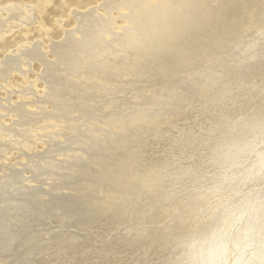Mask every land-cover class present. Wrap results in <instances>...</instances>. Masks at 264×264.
<instances>
[{"label": "rangeland", "instance_id": "obj_1", "mask_svg": "<svg viewBox=\"0 0 264 264\" xmlns=\"http://www.w3.org/2000/svg\"><path fill=\"white\" fill-rule=\"evenodd\" d=\"M121 1L122 0H120V1L119 0H104V1L103 0H50V2L48 3L49 5L47 4L43 8V10H44L43 13H39L36 6H38L40 4V0H38V1L37 0H0V22H1V24H0V63H1L0 68L2 67V62H4L7 57H14V55L17 56L18 55V54H16V53H18L17 51H19V52L24 51L26 49V46H27V48L30 47V49L32 48V46H36L37 50H38L37 52H38L39 56L41 57V60L44 61L43 65H47V70L45 71L46 68L43 67V65L40 63V61L32 60L33 62L32 61L29 62V61H26L24 57H22L21 62L24 64L26 63V64L21 65L20 63H18L19 62L18 61L17 65L19 67L21 65V68L23 70L27 71L24 74V75H26V81H29V82L36 81V84H37L36 85L37 88L35 89L36 91L35 92L27 91L29 93V95L27 94L26 96H20L17 98L18 95H16V94L18 92H20L21 87L26 86L28 82L25 83L26 81L24 80V75L19 74L20 72L18 71V69L16 71L13 70L12 72H10L12 74H10V73H9V75L7 74L8 78L7 77L6 78L5 77L0 78V85H1L0 86V101H2L3 106H6V107H8V106L9 107H13V106L16 107L18 104H19V106L20 105L23 106L22 103L23 104L25 103L26 106H23V107L26 110L28 109L27 111H29V112L30 111H33V112L36 111L37 112V110H38V112L40 111L42 113L43 112L48 113L50 111L49 113H51V114L53 112L55 113V115H56V113L58 114L54 118L55 120L51 119V121L53 120L54 124L51 121H49V124H50V122L52 124H51V126L48 124L49 127L47 126L48 127L47 132H49L50 135L48 136L47 139H42L43 141L47 140L48 142L50 140V142L48 144H50L51 147H49L48 144L46 145L44 142L41 141V142H36L34 144L30 143L29 145L32 144L31 145V151L30 150L26 151L27 153H25V154H27V155H25L24 152L18 151L16 149H14V150L8 149V150H6V152L7 151H9V152L3 154L4 157H3V155H1L2 161L0 159V178H1L0 179V193L3 196L5 195V197L10 196L8 193H3L4 190H2V188L5 186L3 183H2V185H3L2 186L1 182L4 181V179H6V177L8 176L9 173H11L12 171H16L15 170L16 168H17V170L23 169L22 175L23 174L24 175L23 176L21 175V176L24 179L26 177L25 181H27V180L28 181L27 182L22 181L21 183H23V185L21 183H20L21 185H18L21 187L20 190L23 191L22 193H26V192H29L30 191L29 189L33 187L32 191L35 190L34 192H36V195H37L36 198H38L37 201H35V203H33V204H35V206L38 205V206H36L37 209L41 208V203H40L41 198L40 197H42L44 199V202L46 200V203H45L46 207L45 208L47 209L49 216L46 214L47 212L45 211L46 213L44 212V216L46 218L44 217L45 221L42 220V222H41L42 224H39L40 223L39 221H41V220H39L36 223L34 221V218L26 217V219H25V218L21 217V223L20 224L16 223V226H15L16 228L15 227L11 228L12 226L9 225V227H7V228L0 229V251H1L0 252V264H7V263L8 264H26L25 262H27V264H50V263L51 264H83V263L84 264H117V263L118 264H123V263L124 264H147L148 262H149L148 264H161V262H181V263L186 262V261L189 262V259H188L190 257L189 253H192L193 248L197 249L198 246L201 247L203 244L201 245L199 243L202 240H204V241H202L201 243H205V240L207 242L209 237L217 229H219V227L224 225V222L227 220L226 219L227 214L229 216L235 210L238 215H240V214L242 215L245 213L246 210H248L246 207L244 208L245 210L244 209L243 210L242 209H235V207H236L235 202H232V201H236L237 199H239L238 197L241 195V198H243L244 201L250 200V201H248V205H247V207L249 208L251 205H253L252 203H250L252 200L255 201L257 199L256 201H258V199L260 200L263 196L262 195L261 198H260V196L257 198H252V197L250 198V196H252V194L250 195V193L256 192L255 193V195H256L258 193L262 194L264 192V186H263L264 182H262L263 183L262 186H259L260 184H258V182L257 183L253 182V180H251L249 178V175L252 174L253 172H255L254 174L259 173V175L257 174V176L259 178L261 177L260 180L262 178H264V173H262L264 171V162H263L262 166L260 164L261 168L259 165H258L259 168H258V166H255L257 164L255 160H256L257 156L259 158V155H260L259 153L261 152L262 153L261 155L264 154V151L263 152L261 151V150H264V127H263L264 126L263 125V123H264V118H263L264 117L263 116L264 115V108H262L264 105L260 104L262 102L264 103V98H262V97H264V85H263V87H261L262 86L261 83L264 84V81H263L264 80L263 79V77H264V63H262V62H264V52H263L264 51V33H263L264 32V19H263L264 18V0H262V3H263L262 5L255 4L257 6V8H256L257 12L259 10V12H258L259 14L253 18V20L254 21L256 20V22H254V24H253L252 23L253 20L252 21H250L249 19L247 20V18L244 17V15L240 14L239 16L241 18L243 17V20L242 19L241 20L244 23L242 28L240 30H235V32L232 31L230 33L227 32V33L221 34L222 35L221 38H223V40L221 38L220 39L223 42L221 40L220 41L217 40L219 38V36H217V37L214 36L215 38L213 36H211V37H213V39L210 37V35L214 34L213 31H216V30H214V28L208 27L206 29V31H205V29H203V31L206 33V35L205 36L203 35V36L205 38L208 37L207 39H209L206 41H209V42L211 41V43H212V44L209 43V46H206L204 48V52L206 51V55H203L204 52L203 51L201 52L200 49L196 46V44L194 42V40L197 39L196 32L199 31L198 27H200V29L203 28L200 25V23H201V22H199L200 19H198V17L205 15L203 9H201L202 7L199 8L198 5L196 7L195 6H187L188 3L190 4L189 0H188L187 4L185 3V5L183 3L186 0H183V3L178 2L179 4H183L182 7H181V5L178 4L181 8L178 5H177V7H171L172 5L170 6V4L173 0H171V1L170 0H164V1L160 0V2L158 0H144V1L140 0V1H142L140 3L142 4L141 9H143V10H141V9L139 10L138 9L139 6L136 5L139 0L138 1L134 0V2H133V0H131V1L130 0H123L122 2ZM6 3H8V4H6ZM121 3L125 4L126 6L124 7V5H123V8H122ZM134 3H135V5H134ZM148 3H151L152 5L151 4L147 5ZM158 3H160V4H158ZM219 3L222 4L223 2H219ZM107 5H109V7ZM120 5H121V7H120ZM143 5H145V6H143ZM194 5H196V4L194 3ZM258 5H260V6L258 7ZM12 6H14V7H12ZM152 6H153V8H152ZM234 6L235 5L231 4L232 8ZM256 6H254V8ZM132 7H133V9H132ZM169 7H170V9H169ZM10 8H11V11H10ZM109 8H110V10H109ZM144 8H145V10H144ZM151 9L152 10L154 9V10L152 11ZM178 9H179V11H178ZM199 9H201V11H203V13H201V11H199ZM131 10H133V11H131ZM189 10H191V11H189ZM192 10H194L193 11L194 14L192 13ZM23 11H24V13H23ZM88 11L89 12L91 11V12L89 13ZM138 11H140V12H138ZM230 11L231 10H229L226 14L229 15L228 13H230ZM26 12L30 15L28 16V14ZM117 12H118V14H116ZM120 12H121V14H120ZM142 12H145V13L142 14ZM150 12H152V13H150ZM154 12H155V15H154ZM178 12H180L181 14ZM190 12H191V14H190ZM20 13H21V15H20ZM125 13L127 15H125ZM133 13H134V15H133ZM22 14H24V15H22ZM76 14L77 15L79 14V15L77 16ZM89 14H91V15H89ZM141 14L144 16V18L139 20L140 17H142ZM146 14H148V16H149L148 19H151V18L152 19L151 20L145 19V18H147ZM185 14H187V15L185 16ZM206 14H208V13H206ZM212 14H213V12L211 11V13L209 12V14L206 16H211V17L213 16L214 17V14L213 15ZM238 14H239V12H238ZM92 15H94L93 17L95 19L91 18ZM123 15L126 16V19L122 17ZM131 15L133 16V20H132ZM139 15H140V17H139ZM188 15L189 16L193 15L192 18L193 17L194 18L191 20V17H189ZM86 16H87V18H86ZM107 16H108V18H106ZM111 16L113 17V19ZM129 16H130V18H129L130 20L127 18ZM134 16L136 18L137 17H139V18L136 19V18H134ZM168 16H170V17H168ZM171 16H173V17H171ZM16 17L17 18L19 17V18L16 19ZM12 18L14 19V22H12L13 21ZM26 18L28 19V21H26L27 20ZM84 18H85V20H83ZM29 19H30V21H29ZM59 19H60V21H59ZM104 19H105V21H104ZM180 19L183 20L184 22L181 21ZM6 20L8 22H5ZM19 20H20V22H19ZM88 20L90 21L91 24H89ZM99 20H100V22H99ZM189 20H191V21H189ZM244 20H245V22H244ZM21 21H22V23H21ZM92 21L93 22L95 21V23H92ZM127 21H128V23L130 22V24H131V26H129L130 29L132 27V24L135 23L134 26L136 28L132 27L131 30L134 32V34L139 35V36L137 35V38L142 39V42L139 39L137 41L133 40L136 42V44L134 45L133 41L130 40V38L133 37L132 35H134L133 32L130 31L131 32L130 33L128 31L127 32L123 31V28L130 25L127 23ZM173 22L176 23V25ZM177 22H178V24H177ZM182 22L184 23V25L181 24ZM194 22H195V24H194ZM196 22H199V23H196ZM110 23L112 26L110 25ZM137 23H139V24L137 25ZM140 23H143V24L140 25ZM148 23H149V25H148ZM100 24H101V26H99ZM146 24L148 27L145 26ZM84 25H85V27H84ZM95 25L98 27H96ZM103 25H107L108 27L103 28ZM143 25L145 26L144 29H143ZM153 25H155V26L157 25V26L155 27ZM254 25L255 26L257 25L259 28L256 26V28H255L256 30H255L254 28H252V26L255 27ZM89 26H90V28H89ZM109 26H111V27H109ZM137 26H138V28H137ZM149 26H151V27L149 28ZM140 27H142V28H140ZM249 27H251V28H249ZM133 28H135V30H133ZM147 28H149V30H147ZM177 28H179L178 29L179 32H178ZM192 28H194L195 34L193 33ZM245 28H247V29L245 30ZM100 29H101L100 36H101V34H103L102 36H104V38L102 36L101 37L99 36ZM156 29H158V30H156ZM188 29L192 30V31H190V32H192L191 34H190ZM249 29H250V31H249ZM74 30H76V31H74ZM95 30H97V31H95ZM102 30H105V31H102ZM137 30H138V32H137ZM73 31L75 33H73ZM77 31L79 33H77ZM86 31H87V33H86ZM148 31L150 33H148ZM176 31H177V33H176ZM237 31H239V32H237ZM102 32H104V33H102ZM121 32H124L123 35L126 36L128 40L127 39H126V41L121 40V39H123V38H121L122 37L121 36L120 38L115 39L116 41L115 40L111 41L112 42L111 44L109 41H103V40H105V36H106V38L108 37L107 39H109L110 35L112 36V34H114V33L115 34H117V33L121 34ZM143 32H145V33H143ZM233 32L235 33V35ZM241 32L245 35L248 34L249 36L244 35V37H241V35H242ZM250 32H252V34ZM76 33L80 34L79 35L80 37ZM198 33H200V32H198ZM238 33H239L240 37L239 36L237 37ZM71 34H72V37H71ZM93 34L96 35V37ZM145 34H146V37H145ZM87 35H89L90 38L87 37ZM128 35L129 36L131 35V36L128 37ZM136 35H134V37ZM77 36H78V38H77ZM91 36L93 39H91ZM184 36H186V37L191 36L192 38L189 37V39H188ZM250 36H252L253 38ZM67 37H68V39H67ZM94 37L96 38L95 40H98L99 42H101V40H102V44L99 43L98 41L95 42ZM98 37H100V38L98 39ZM151 37H152V39L153 38L155 39L154 42H151V39H150ZM193 37H195V38H193ZM232 37L235 39L232 40L233 39ZM86 38L90 39V41L87 40ZM160 38L161 39L163 38V39L161 40ZM184 38L187 39L186 42L183 41ZM236 38H238L239 40L237 39L238 40L237 41ZM70 39H72V40H70ZM180 39H183V40L180 41ZM251 39H253V40H251ZM91 40H93V41H91ZM164 40H166V42L162 43ZM159 41L161 42L162 46L160 45V43H159V46H157L158 45L157 43ZM228 41H230V42H228ZM86 42H87V44H86ZM106 42H108L109 44H107ZM113 42H114V44H113ZM124 42H125L124 45L126 47L123 45ZM137 42H139L140 45H139V43L137 44ZM147 42H149L151 45ZM63 43L64 44L66 43V44L64 45ZM80 43L82 44V46ZM91 43H93V44H91ZM191 43L194 46H192ZM221 43H222V45L220 46L219 44H221ZM223 43H224V45H223ZM232 43L233 44L235 43L237 46L235 44L233 45ZM23 44H25V45H23ZM98 44H100V45H98ZM120 44H121V47H120ZM229 44L231 45V47H229ZM28 45H29V47H28ZM52 45H54V47H56V48L60 47L59 49L57 48L58 50H56L57 53L60 51L58 53V55L52 54V52H51V47H53ZM72 45H76L78 48L76 47L74 50L70 49ZM86 45L89 47V49ZM136 45H137V47H136ZM79 46H81V47H79ZM123 46L126 49H124ZM134 46L136 48H134ZM95 47H98L99 50H97L98 48H95ZM104 47H105V49H104ZM113 47H114L115 52L114 51L112 52ZM118 47H120V49ZM131 47H133V48H131ZM153 47H156V49ZM207 47H208V49H207ZM62 48H64V51ZM91 48H92V52L94 51L93 53L90 52ZM162 48H165V51L164 50L161 51ZM212 48H214V49H212ZM102 50H103V52H102ZM118 50H119V53L117 52ZM157 50H159V51H157ZM208 50H210V51H208ZM234 50H235V52H234ZM124 51H125V53H124ZM131 51H134V52H131ZM137 51H138V53H137ZM199 51L201 52L202 55H200ZM255 51H256V53H255ZM69 52H70V54H69ZM100 52L103 54H101ZM111 52L114 55V57L111 54ZM210 52H212V53H210ZM12 53H15V54H12ZM105 53H106V55L104 56ZM220 53L222 54V57H220L221 56ZM246 53H247V55H246ZM254 53L259 54V55H255ZM95 54H96V56H94ZM209 54H210V56H209ZM126 55L128 57H126ZM131 55H132V58H131ZM136 55H137V57H136ZM211 55L212 56L214 55V57H212ZM82 56H83V58H82ZM103 56H104V59H103ZM138 56H139V58H138ZM85 57H87V58H85ZM97 57H99V58H97ZM115 57H117V59H114ZM206 57H208V58H206ZM216 57H218V58H216ZM76 58H77V61H76ZM105 58H107V59H105ZM122 58L123 59L125 58V60H126V61L125 60L123 61V64L125 62L126 67L125 66L122 67V65H123V64H121ZM126 58L127 59L129 58V59L127 60ZM190 58H192V61H194V62H190L191 61V60H189ZM232 58L234 59V61L237 60L238 64L240 63L239 64L240 67L238 66V64L236 62L233 63ZM80 59H83L82 61L84 63ZM195 59H198V60H195ZM256 59H257V61H256ZM114 60H115V62H114ZM229 60H230V62H229ZM251 60H253V61L255 60V61L253 62ZM260 60H261L260 64L261 65L263 64L262 66L258 63ZM135 61H136V63H135ZM152 61L153 62L155 61V62L153 63ZM159 61H161L162 64H161V62L159 64ZM245 61L250 62V65H252V66L249 67L248 66L249 63H245ZM188 62H189V64L186 65V63H188ZM231 62H232V64L230 65ZM165 63H166V65H165ZM195 63H196V65H195ZM83 64H85L87 66H85ZM151 64H152V66H151ZM218 64H220L221 66L218 67ZM257 64H259V65H257ZM62 65H63V67H62ZM135 65H136V69H134ZM189 65H190V67H189ZM191 65L192 66L195 65V66L192 67ZM236 65L238 67H236ZM64 66H66V67H64ZM89 66L91 68H94V69H91ZM109 66H111V67H109ZM154 66L155 67L161 66V67L159 69L158 67L154 68ZM181 66L182 67L185 66V67L182 68ZM243 66H244V68H243ZM254 66L255 67L258 66L257 69ZM149 67H151V68H149ZM196 67H197V69H196ZM200 67H203V68L199 69ZM71 68H73V69L71 70ZM109 68H110V70H109ZM137 68H139L138 71H136ZM214 68H216V69H214ZM220 68L222 71L220 70ZM232 68L235 70H233ZM250 68L252 71L250 70ZM83 69H84V71H83ZM105 69H107V70L105 71ZM150 69H152V70H150ZM174 69H176V71ZM239 69H241L242 71ZM73 70L75 73L73 72ZM91 70L94 71V73ZM100 70L102 73L100 72ZM133 70L136 71L137 73H135ZM210 70H212V71L215 70V72L218 71L219 73L218 72L217 73L219 76L217 77L215 72L212 75V72H210ZM124 71L125 72L128 71V72L125 74ZM141 71H143V72L141 73ZM166 71H167V73H166ZM181 71H184V72H181ZM186 71L189 74H187ZM199 71H200V73H199ZM41 72L44 74V76ZM66 72L68 73V75L66 74ZM130 72H132V73H130ZM150 72H152V73H150ZM156 72H158V74ZM255 72H257L258 75L255 74ZM53 73H54V75H53ZM69 73H71V74L69 75ZM79 73H81L80 76H79ZM104 73H106V74H104ZM123 73L125 74V78L123 77V75H124ZM134 73H135V75H134ZM149 73L153 74V75H150ZM65 74H66V76H65ZM202 74H204L203 77L201 76ZM20 75H21V77H20ZM41 75H42V77H41ZM58 75H60V76H58ZM111 75H113V76L111 77ZM121 75H122V77H121ZM207 75H209L210 77L209 76L207 77ZM253 75L255 77H253ZM132 76H134V77H132ZM176 76H177V78H176ZM194 76H195V78H194ZM211 76H213V77H211ZM48 77L51 79H49ZM61 77H62V79H61ZM89 77H91L92 79L91 78L89 79ZM144 77H145V80H143ZM250 77L253 79V81L255 80L254 81L255 83L251 82L252 79ZM64 78H67L68 80L64 79ZM129 78L130 79L133 78V79L130 80ZM212 78H214L215 81ZM218 78H221V80ZM230 78H231V80H230ZM5 79H7V80L4 81ZM32 79H34V80H32ZM55 79L57 81H55ZM83 79H84V82H82ZM141 79H142V82H141ZM237 79H239V80H237ZM71 80H73V81H71ZM105 80L107 83L105 82ZM133 80H134V83H133ZM219 80H220V82H219ZM47 81H50V82L48 83ZM89 81H91V82H89ZM110 81H112L111 84H110ZM231 81L232 82L234 81V82L232 83ZM210 82L212 84H210ZM68 83H69V85H68ZM85 83H89V84H85ZM99 83H100V85H99ZM213 83H215L216 85L214 86ZM246 83L248 86H246ZM252 83L255 86L252 85ZM45 84L48 87H45ZM58 84H60V85H58ZM124 84L127 86H125ZM128 84H130L131 87ZM232 84H233V87L231 86ZM242 84L245 86H243ZM52 85L54 86V88L51 87ZM102 85H104V86L102 87ZM106 85H107V87H105ZM211 85H213V86H211ZM249 85H251L250 88H249ZM114 86H115V88H113ZM205 86L207 88H205ZM238 86H240V87H238ZM242 86H243V88H242ZM259 86H260L261 90L258 89ZM61 87H62V89H59ZM211 87H213V88H211ZM225 87H226V90H225ZM236 87H238V91L241 89L240 90L241 92L239 91L240 94L236 90L237 89ZM244 87H245V89H244ZM251 87H253V88H251ZM47 88H48V90H47ZM63 88L66 90L64 91ZM77 88L78 89L81 88V89L78 90ZM101 88H103V89H101ZM105 88H107V89H105ZM199 88L202 89L201 92H200ZM230 88H232L233 92H230V90H231ZM246 88H248V89H246ZM257 89L260 90L261 92L258 91ZM11 90L15 91V92H13L11 95L7 94V92H11ZM45 90H47L48 92ZM49 90L51 93L50 95L48 94ZM56 90H57V93H56ZM60 90L62 92L63 91L64 92L61 93ZM70 90H72L73 93ZM87 90H89V91H87ZM224 90H225V92H224ZM244 90L247 93L244 92ZM249 90H252V91L250 92ZM51 91L54 92V94ZM97 91H98V93H97ZM119 91H121V92H119ZM234 91L238 95H235ZM43 92L46 93V96H44V98H46V101L43 104L41 103L42 105H39V107H40L39 109L35 105L28 104V103L35 101L37 99L35 97H39V96L43 97V95H44ZM209 92L212 94H209ZM229 92H230V95H229ZM258 92H260V93H258ZM262 92H263V94H262ZM35 93H37V94H35ZM67 94H68V96H67ZM74 94L76 96H74ZM247 94H249V95H247ZM32 95H33V97H32ZM51 95H53V96H51ZM62 95L64 96V98H62L63 97ZM71 95H73V96H71ZM205 95H207V96H205ZM89 96H90V98H89ZM231 96L236 97V98H233ZM229 97H230V100H229ZM259 97H260V100L262 98V101L258 100ZM47 98H49V99H47ZM226 98L228 100H226ZM232 98H233V100H232ZM252 98H253V100L255 98H257V100L259 102V103H257L258 105L256 104L257 106L254 105L256 108L253 106V109L249 107L252 105V103L250 105V101H249V100H252ZM9 99H10V102H9ZM5 100H7L8 102L7 103L3 102ZM58 100H59V102H57ZM222 100L223 101L225 100V101L223 102ZM238 100L239 101L242 100V101L239 102ZM221 101H222V103H221ZM226 101L227 102L232 101V103L231 102L227 103ZM53 102H54V104H53ZM71 102H73L74 104ZM109 102H111V103H109ZM238 102H239V104H238ZM242 102H244V103H242ZM124 103H126V104H124ZM44 104H45V106H44ZM204 104L206 105V109L204 108L205 107ZM76 105L77 106L79 105V106L77 107ZM196 105H197V107H196ZM207 105L209 106V108L207 107ZM220 105H222V106L224 105L225 108L220 106ZM244 105H246V109L249 107V110H248L249 113H248V111H246V109L244 111V107H245ZM86 106H88V107L86 108ZM217 106L219 107L218 109H220V110H216ZM258 106H259V108L257 109ZM203 108L205 111L203 110ZM24 109H23V111H26ZM34 109H36V110H34ZM42 109H43V111H42ZM159 109L161 110V112ZM209 109H210L211 113L209 112ZM233 109H234V111L232 112L231 110H233ZM250 109H252V110H250ZM260 109H263V110H260ZM77 110H78V112H77ZM107 110H108V112H107ZM111 110L112 111L114 110V112H112ZM212 110H213V113H212ZM221 110H222V112H221ZM252 111H254V113ZM262 111H263V113H262ZM238 112H240L239 116H238ZM257 112L261 118L259 117L258 114H256ZM5 113L6 112H2L1 114L5 115ZM202 113H204V114H202ZM231 113H232V115H231ZM98 114H100V115H98ZM200 114H202V115H200ZM234 114H235V116H234ZM174 115H176V116H174ZM211 115H213L214 118ZM219 115H221V117ZM226 115L229 117L230 116H232V117L229 118ZM52 116H53V114H52ZM116 116H117V118H116ZM202 116L205 117V120L208 118L206 120V123H205L204 117H202ZM210 116L212 117V119H209ZM82 117L84 118L83 120H82ZM237 117H238V119L239 118L240 119L239 120L236 119V121H235V118H237ZM232 118H234V120H232ZM256 118L258 119L259 122H257ZM254 119H256V120H254ZM260 119H261V121H260ZM231 120L233 122L232 124L229 122ZM249 120H251V121H249ZM14 121H17L16 116H14V117L13 116H10V117L5 116L3 119L4 124L7 126L12 125ZM84 121H85V123H83ZM227 121H228V123H227ZM255 121L260 124V125H258L257 129L255 128V127H257ZM238 122H240V123H238ZM250 122L251 123L253 122V125ZM229 123L231 124V127H230ZM254 123H255V126H254ZM227 124H228V129H226ZM222 125H224V126H222ZM236 125H238V126H236ZM259 126L261 129L263 128V130H260V132H262L261 134L259 132V129H260ZM53 127H54V129H53ZM201 127H202V130H201ZM218 127H219V129H218ZM221 127H223V128H221ZM205 128L207 130H205ZM243 128L247 131H245ZM251 128H252V130H251ZM178 129H179V131H177ZM240 129L245 131V132L239 131ZM248 129L251 131H249ZM254 129L258 130L257 132L259 133V135L256 136V134H255L256 130H254ZM208 130H210V131L208 132ZM219 130H221V131H219ZM235 130H237L236 133L238 132V137L236 136L237 134L235 133ZM189 131H190V133H189ZM205 132H206V134H205ZM213 132H215V133H213ZM219 132H221V134H219ZM239 132L240 133L242 132L241 135H239L240 134ZM209 133H210L211 137H209V135H208ZM230 133H231V135H230ZM245 133L247 135H245ZM196 134H198V135H196ZM249 134H251V135H249ZM219 135H221V136H219ZM252 135L254 136L255 139L260 138L263 142H260L261 141L260 139H258V140L256 139L257 140V142H256V140H254ZM212 136H214V137H212ZM229 136L233 137V138L230 139ZM235 136H236V138H235ZM244 136H245V138H244ZM173 137H175V138L173 139ZM207 137H209L208 139H210V141L208 139H206ZM225 137H226V139L224 140ZM250 137L253 139H251ZM51 138H52V140H51ZM217 138L219 141L216 140ZM219 138L223 139V140H221L222 142H220ZM243 138H244V142L239 143V140L242 139L240 141H243ZM158 139H160V140H158ZM176 139H177V141H176ZM202 139L203 140L206 139V141H208V142L205 141L206 143H208L207 144L208 147L205 146L206 143L204 141H202V142H204L202 144V142H201ZM6 140L7 139H5V141ZM168 140L171 142L169 143ZM173 140L175 142H173ZM178 140H180V141H178ZM211 140H213V142ZM228 140H230L231 142H228ZM233 140H234V142H233ZM252 140H254V141L251 142ZM216 141H218V142H216ZM223 141H225V142H223ZM226 141H227V143H226ZM236 141H237V144H236ZM31 142H32V140H31ZM172 142H173V145H172ZM193 142H195V143H193ZM5 143H7V142H5ZM180 143H182V144H180ZM216 143H218V144H216ZM228 143L230 144L231 149L228 148L229 147L227 145ZM244 143H246L247 146ZM252 143H253V145H252ZM257 143H259V144H257ZM191 144H192V149H191ZM213 144L216 147H214ZM33 145H34V147H33ZM211 145H213V146H211ZM224 145L227 147H225ZM250 145H252L254 147H250ZM169 146H170V148H169ZM196 146H197V148H196ZM242 146L244 148L243 150L241 148ZM244 146L248 149H246ZM82 147H83V149H82ZM198 147H199L200 151L197 150ZM211 147H214V148H211ZM221 147H223L222 150L224 148H226V149H224V151H222ZM236 147H238V148H236ZM249 147L251 149L253 148V150H251ZM187 148H188V150H187ZM207 148H211L212 150L207 149ZM215 148H216V150L218 148V150H217L218 152L217 151L215 152V150H214ZM260 148H262V149H260ZM249 149H250V151H247ZM49 150H51V151L56 150L57 154L59 156L60 155L61 156L60 157L57 155L55 156V154H56L55 152L52 153L53 154L52 156L50 155L51 153H48V155H50V157H53V159L49 158V159H51L50 160L51 164L45 165V167L49 166L47 168L50 169L54 165L53 168H55V170L53 172L59 173V174L61 173L62 176H65L64 177L65 179L61 178V177L56 178L58 176H54V175H52L51 177L49 175H46V174L44 175L45 171H48L49 169L45 170L44 165L42 166V164L40 162H39L40 163L39 164L37 161H39V156L41 154L47 155L46 152ZM177 150H179V151H177ZM235 150H237L238 152H236ZM188 151H189V153L187 154ZM203 151H205V152H203ZM240 151H242L241 154L239 153ZM252 151H254V152H252ZM182 152H183V154H182ZM197 152H198V154H197ZM255 152H257V153H255ZM38 153L39 154L41 153V154L39 155ZM71 153H73V154H71ZM78 153H79V155H78ZM234 153L236 155L239 153V155L236 156ZM253 153H255V154H253ZM83 154H84V156H83ZM207 154H209V155H207ZM243 154H244V157H243ZM28 155L30 156V158L34 162L35 178H32L33 175L31 173L33 171H31V172H30V170L26 171L27 169L19 168V166H18L20 164V162L21 163H26L25 161L28 162V160H29L27 158ZM66 155L68 157H66ZM219 155H221L220 158L218 157ZM245 155H246V158H245ZM251 155L253 156L252 159L254 157H256V158H254L253 160L251 159V161H250ZM249 156H250V158H249ZM136 157H138V159H136V161H135ZM75 158H76V160H75ZM152 158L155 160H153ZM163 158H165V159H163ZM218 158L221 160H219ZM244 158H245V160H244ZM65 159H66V161H65ZM217 159H218V162H217ZM240 159H242V160H240ZM211 161H212V163H211ZM248 161L250 163H248ZM42 162H44V161H42ZM145 162H146V164L148 163V165H146ZM153 163H155L156 165ZM199 163H200V165H199ZM57 164H58V167L61 165V167H59V169L57 167ZM205 164H207V165H205ZM241 164L243 166H240ZM137 166H138V168H137ZM231 166H233V167H231ZM239 166L242 168H239ZM246 166H247V168H246ZM248 166H249V168H248ZM37 167H38V169H37ZM42 167H44L43 168L44 171H43ZM236 167H238L237 170H236ZM253 167H257L258 169H256V168L252 169L253 172L251 171V173L249 174L248 170L249 169L251 170V168H253ZM61 168H62V170H61ZM129 169H131L132 172ZM134 169L136 170V172ZM239 169L243 173L245 172L244 174H242V172H240L241 177H238V175H240ZM38 170H40V172ZM152 170L153 171L155 170L157 172L156 177L154 176V178L156 180L153 179V177H152L153 181H151V179L149 180V178L141 177L142 178L141 179L139 177L140 173L142 174V176L143 175L146 176L149 173L153 172ZM201 170H203V171H201ZM234 172H235V175L233 176ZM70 173H72V174H70ZM73 173H75V174H73ZM210 173H211V175H210ZM40 174H42L43 176L40 177ZM66 174H67V176H66ZM244 175H246L247 178ZM242 176H243V178H245V180L242 178ZM55 178H56V180H54ZM218 178L220 180H218ZM233 179L234 180L236 179L235 181H237V182L235 183ZM242 179L246 182V186L244 188L242 187L243 189L241 188L242 191L239 193L240 184L244 182V181L241 182ZM68 180H69V182H68ZM263 180L264 179H262L261 181H263ZM64 181H66L67 183L63 184ZM24 182H25V185L27 184L26 186L24 185ZM38 183H39V185H38ZM233 184H234V186H235V184L236 185L238 184L237 186H235V188L238 187V188H236L237 190L234 188ZM225 185H228L227 186L228 188ZM249 185H253V188L256 189L257 191L258 190L259 191L257 192L256 190L253 189L251 192L246 193L247 190H244V189L248 188ZM29 186H30V188H29ZM184 186H185V188H184ZM230 186L233 188H231ZM92 187L94 188V190ZM221 187L222 188L224 187V188L222 189ZM119 188H120V190H119ZM219 188H221V189H219ZM24 189H26V190L24 191ZM165 190H167V191H165ZM213 190H215V191L213 192ZM231 190L235 191V192L233 193ZM223 191L225 194H223ZM229 191L232 192V196H231V192H229ZM209 192H211V193L207 194ZM58 193H60L59 195L62 196L63 199H62V197H61V199H57V197H54V195L58 194ZM192 193H193V195H192ZM50 194H52V195H50ZM206 194L208 195L210 200L208 197H206L207 196ZM255 195L253 194V197ZM219 196H222V197H219ZM65 197L66 198L70 197L71 198L70 202L72 199H73L72 201H74V202L73 203L66 202V201L62 202V200H64ZM105 197H106V199H105ZM199 197H201V198H199ZM211 197H212V199L213 198L214 199L212 200ZM224 199H225V201H223ZM229 199H231V200H229ZM39 200H40V202H38ZM60 200H61V202H60ZM59 202L61 205L59 204ZM220 202H221V204H220ZM169 204H170V206H169ZM197 204H198V206H197ZM218 204L223 208L218 207L219 206ZM222 204H223V206H222ZM186 205H187V207H186ZM49 208H50V210H49ZM197 208H198V210H197ZM215 208L218 211L221 209L219 211L220 213L216 212ZM74 209H76V210H74ZM227 209H228V211H226ZM222 210H223V213H222ZM195 212L198 213V216H197V214L195 216ZM185 213L187 216L185 215ZM204 215H206V216H204ZM16 216L18 217V215H16ZM96 216H97V218H96ZM256 216L258 219H260L258 214H256V215L252 214L251 216H250V214H248L247 218H250V220H251L252 217H253L252 219H254ZM201 217H202V219H201ZM151 218H152V220H151ZM211 218H212V220H211ZM191 219H192V221H191ZM30 220L33 222H31ZM202 220H203V222H202ZM215 220H217L218 222H216ZM184 221H186V222H184ZM193 221H195V222H193ZM206 221L208 223H206ZM247 221H248V219H247ZM247 221H244V223ZM173 222H176V223H173ZM189 222H191V223H189ZM214 222H216V223H214ZM26 223H28V224L26 225ZM178 223H179V225H178ZM209 223L212 226H210ZM203 224H205V226ZM190 225L193 227H191ZM215 225H217V226H215ZM207 226L210 228L211 231L208 230L209 228ZM229 226L235 229V226L233 225V223H231V225L229 224ZM21 227H22V229H21ZM195 227L197 228V230L195 229ZM159 228H161V230ZM186 228H187V230H186ZM165 229H167V230H165ZM191 229H193V231H191ZM206 229H207V231H206ZM212 229H215V230H212ZM199 230L202 231V232H200L201 234L199 233ZM187 231H189V232H187ZM204 231L206 232V234L205 233L203 234ZM12 232H13V234H12ZM56 233H57V236H54V234L56 235ZM184 233H186L187 235L186 234L184 235ZM188 233H190V234H188ZM131 234H133V235H131ZM179 234H180V236H179ZM197 234L199 237L202 234H203V236H201V238H199L197 236ZM235 234H236V230L233 232V234H232L233 236L231 237V239L235 236ZM60 235H62V236H60ZM188 235H189V237H188ZM204 235H206V236H204ZM156 236H157V238H156ZM181 236H182V238L180 239ZM47 237H48V239H47ZM145 237H147V238H145ZM195 238H196V240H195ZM52 239L53 240L55 239V240L53 241ZM189 239H190V242H189ZM198 239L201 241H199ZM231 239L229 240L230 245L232 244L230 242L233 240V239L232 240ZM124 240H125V242H124ZM127 240H129V241H127ZM24 241H26V242H24ZM85 241H86V243H85ZM184 241H187V242H185L183 244ZM194 241H197V242H194ZM120 242H121L122 246H120L121 245ZM131 242H132V245H131ZM135 242H136V244H135ZM79 243L81 245H78ZM186 243H188V245L190 247L188 245H186ZM60 244H63V245L61 246ZM89 245H90V248L88 247ZM147 245L148 246L151 245V246L148 247ZM24 247H26V248H24ZM141 248H142V250H141ZM196 249H194V251ZM83 250H84V252H83ZM143 252H145V253H143ZM132 254H133V257H131ZM144 254H146L145 257H144ZM141 255H142V257H141ZM67 256H68V258H66ZM94 256H95V260H94ZM24 257H25V259H23ZM3 260H4V262H3ZM40 261H41V263H40ZM86 262H88V263H86ZM95 262H97V263H95Z\"/></svg>", "mask_w": 264, "mask_h": 264}, {"label": "bare ground", "instance_id": "obj_2", "mask_svg": "<svg viewBox=\"0 0 264 264\" xmlns=\"http://www.w3.org/2000/svg\"><path fill=\"white\" fill-rule=\"evenodd\" d=\"M38 1V0H37ZM104 1V0H103ZM120 1V0H119ZM123 1V0H122ZM121 1V2H122ZM131 1V0H130ZM136 1V0H135ZM138 1V0H137ZM144 1V0H143ZM159 2H160V0H158ZM164 1V0H163ZM171 1V0H170ZM50 2V0H40V4L38 5V6H36L37 7V9H38V11H39V13H43V8L45 7V5H47L48 3ZM100 2V1H99ZM133 2H134V0H133ZM140 2H142V1H138L137 2V4L136 5H138L139 6V10L141 9V7H142V4L140 3ZM162 2V1H161ZM178 2H182L183 3V0H173L172 2H171V4H170V6L171 7H177V5L179 4ZM187 2H188V0H186L183 4L185 5V3L187 4ZM189 2H190V4L188 3L187 4V6H199V8L200 7H202L201 9H203V11H204V13H205V15H200L201 17H198V19H200V21L199 22H201L200 23V25L203 27V28H201L200 29V27H198L199 28V31H197L196 32V34H197V39H195L194 40V42H195V44H196V46L200 49V51L202 52H204V48L206 47V46H209V43H211V41L209 42V41H206V40H209V39H207V38H205L204 36L206 35V33L203 31V29H205V31H206V29L208 28V27H212V28H214V30H216V31H213V35H210V37L211 36H215V37H217V36H219V38L217 39L218 41H220L221 39L223 40V38H221V34H223V33H230V32H232V31H234L235 32V30H240L241 28H242V26H243V17L241 18L239 15L240 14H242V15H244V17H246L247 18V20L249 19L250 21H252L253 20V18L256 16V15H258L259 13V10H258V12H257V10H256V8H257V6L255 5V4H260V5H262L263 3H262V0H189ZM219 2H223L222 4L221 3H219ZM153 3V2H152ZM194 3L196 4V5H194ZM235 3V4H234ZM6 4H8V3H6ZM120 4V3H119ZM132 4V3H131ZM144 4V3H143ZM149 4H151V3H148L147 5H149ZM155 4V3H154ZM157 4V3H156ZM158 4H160V3H158ZM183 4H179V5H181V7H182V5ZM231 4H233V5H235L233 8L231 7ZM49 5V4H48ZM105 5V4H104ZM110 5V4H109ZM109 5H107L108 7H109ZM121 5H122V8H123V5H124V7L126 6L125 4H123V3H121ZM121 5H120V7H121ZM133 5V4H132ZM134 5H135V3H134ZM146 5V4H145ZM145 5H143V6H145ZM152 5V4H151ZM178 5V6H179ZM260 5H258V7L260 6ZM35 6V5H34ZM156 6V5H155ZM254 6H256L255 8H254ZM11 7V6H10ZM12 7H14V6H12ZM117 7V6H116ZM129 7V6H128ZM149 7V6H148ZM180 7V6H179ZM180 7V8H181ZM24 8V7H23ZM22 8V9H23ZM101 8V7H100ZM99 8V9H100ZM135 8V7H134ZM151 8V7H150ZM152 8H153V6H152ZM184 8V7H183ZM186 8V7H185ZM190 8V7H189ZM8 9V8H7ZM70 9V8H69ZM73 9V8H72ZM119 9V8H118ZM121 9V8H120ZM132 9H133V7H132ZM169 9H170V7H169ZM188 9V8H187ZM191 9V8H190ZM193 9V8H192ZM197 9V8H196ZM201 9H199V11H201ZM249 9V10H248ZM92 10V9H91ZM109 10H110V8H109ZM135 10V9H134ZM141 10H143V9H141ZM144 10H145V8H144ZM150 10V9H149ZM152 10V9H151ZM154 10V9H153ZM152 10V11H153ZM173 10V9H172ZM171 10V11H172ZM184 10V9H183ZM186 10V9H185ZM229 10H231L230 11V13H228L229 15H227L226 13L229 11ZM236 10V11H235ZM256 10V11H255ZM10 11H11V8H10ZM69 11V10H68ZM93 11V10H92ZM107 11V10H106ZM116 11V10H115ZM120 11V10H119ZM118 11V12H119ZM131 11H133V10H131ZM178 11H179V9H178ZM182 11V10H181ZM189 11H191V10H189ZM193 11L194 10H192V13H193ZM197 11V10H196ZM203 11H201V13H203ZM211 11L213 12V14H214V17L212 16H206V15H208L209 14V12L211 13ZM29 12V11H28ZM74 12V11H73ZM89 12V11H88ZM87 12V13H88ZM91 12V11H90ZM89 12V13H90ZM95 12V11H94ZM109 12V11H108ZM118 12L116 13V14H118ZM137 12V11H136ZM138 12H140V11H138ZM149 12V11H148ZM238 12H239V14H238ZM257 12V13H256ZM22 13V12H21ZM21 13H20V15H21ZM23 13H24V11H23ZM27 13V12H26ZM25 13V14H26ZM106 13V12H105ZM124 13V12H123ZM129 13V12H128ZM143 13H145V12H142V14ZM150 13H152V12H150ZM178 13H180V12H178ZM187 13V12H186ZM196 13V12H195ZM206 13H208V14H206ZM28 14V13H27ZM38 14V13H37ZM85 14V13H84ZM93 14V13H92ZM104 14V13H103ZM110 14V13H109ZM120 14H121V12H120ZM132 14V13H131ZM141 14V15H142ZM181 14V13H180ZM184 14V13H183ZM188 14V13H187ZM187 14H185V16L187 15ZM190 14H191V12H190ZM194 14V13H193ZM197 14V13H196ZM212 14V15H213ZM22 15H24V14H22ZM30 14H28V16H29ZM40 15V14H39ZM77 15V14H76ZM79 15V14H78ZM77 15V16H78ZM89 15H91V14H89ZM95 15V14H94ZM94 15H92V17L91 18H94L93 16ZM102 15V14H101ZM125 15H127L126 13H125ZM125 15H123L122 17L123 18H125L126 19V16ZM133 15H134V13H133ZM147 15V18H145V19H148V14H146ZM150 15V14H149ZM154 15H155V12H154ZM88 16V15H87ZM87 16H86V18H87ZM109 16V15H108ZM108 16L106 17V18H108ZM119 16V15H118ZM132 16V15H131ZM158 16V15H157ZM178 16V15H177ZM184 16V15H183ZM189 16V15H188ZM187 16V17H188ZM193 16V15H192ZM192 16H189V17H191V20L194 18H192ZM83 17V16H82ZM112 17V16H111ZM121 17V18H122ZM139 17H140V15H139ZM139 17H137V18H139ZM155 17V16H154ZM168 17H170V16H168ZM171 17H173V16H171ZM180 17V16H179ZM8 18V17H7ZM10 18V17H9ZM15 18V17H14ZM19 18V17H18ZM17 17H16V19H18ZM28 18V17H27ZM26 18V19H27ZM89 18V17H88ZM128 19L130 18V16L129 17H127ZM134 18H136L135 16H134ZM136 18V19H137ZM144 18V16L142 15V17H140V19L139 20H141V19H143ZM162 18V17H161ZM13 19V18H12ZM78 19V18H77ZM80 19V18H79ZM95 19V18H94ZM100 19V18H99ZM111 19V18H110ZM112 19H113V17H112ZM144 19V20H145ZM152 19V18H151ZM151 19H148V20H151ZM156 19V18H155ZM160 19V18H159ZM164 19V18H163ZM189 19V18H188ZM196 19V18H195ZM197 19V20H198ZM242 19V20H241ZM264 19V18H263ZM22 20V19H21ZM83 20H85V18L83 19ZM91 20V19H90ZM93 20V19H92ZM98 20V19H97ZM107 20V19H106ZM130 20V19H129ZM128 20V21H129ZM132 20H133V16H132ZM181 20V19H180ZM191 20H189V21H191ZM10 21V20H9ZM24 21V20H23ZM26 21H28V19L26 20ZM25 21V22H26ZM29 21H30V19H29ZM59 21H60V19H59ZM76 21V20H75ZM87 21V20H86ZM89 21V20H88ZM104 21H105V19H104ZM110 21V20H109ZM125 21V20H124ZM128 21H127V23H128ZM155 21V20H154ZM181 21H183V20H181ZM186 21V20H185ZM195 21V20H194ZM258 21V20H257ZM5 22H8L7 20L5 21ZM12 22H14V19H13V21ZM19 22H20V20H19ZM81 22V21H80ZM99 22H100V20H99ZM111 22V21H110ZM113 22V21H112ZM132 22V21H131ZM134 22V21H133ZM139 22V21H138ZM142 22V21H141ZM184 22V21H183ZM181 23V24H183L184 25V23ZM199 22H196V23H199ZM244 22H245V20H244ZM254 22H256V20L254 21H252V23L254 24ZM260 22V21H259ZM21 23H22V21H21ZM75 23V22H74ZM83 23V22H82ZM92 23H95V21L93 22L92 21ZM97 23V22H96ZM145 23V22H144ZM152 23V22H151ZM174 23V22H173ZM191 23V22H190ZM193 23V22H192ZM0 24H1V22H0ZM8 24V23H7ZM87 24V23H86ZM89 24H91L90 23V21H89ZM128 24H130V22L128 23ZM127 24V25H128ZM139 23H137V25H138ZM141 24H143V23H140V25ZM153 24V23H152ZM175 25H176V23H174ZM177 24H178V22H177ZM187 24V23H186ZM194 24H195V22H194ZM246 24V23H245ZM42 25V24H41ZM110 25H111V23H110ZM116 25V24H115ZM114 25V26H115ZM135 25V23L134 24H132V27H135L134 26ZM139 25V26H140ZM148 25H149V23H148ZM160 25V24H159ZM158 25V26H159ZM167 25V24H166ZM174 25V26H175ZM248 25V24H247ZM43 26V25H42ZM41 26V27H42ZM81 26V25H80ZM83 26V25H82ZM94 26V25H93ZM96 26V25H95ZM99 26H101V24L99 25ZM112 26V25H111ZM111 26H109V27H111ZM129 26H131V24L130 25H128L127 27H125V28H123V31L124 32H130V31H132L131 29H132V27H131V29L129 28ZM146 27H148L147 26V24L145 25ZM144 25H143V29H144V27H145ZM153 26H155V25H153ZM157 26V25H156ZM155 26V27H156ZM193 26V25H192ZM197 26V25H196ZM255 26V25H254ZM257 26V25H256ZM256 26L255 27H253L252 26V28H256ZM40 27V28H41ZM84 27H85V25H84ZM92 27V26H91ZM96 27H98V26H96ZM106 27H108L107 25H103V28H106ZM151 26H149V28H150ZM160 27V26H159ZM258 27V26H257ZM43 28V27H42ZM89 28H90V26H89ZM95 28V27H94ZM100 28V27H99ZM136 28V27H135ZM135 28H133V30H135ZM137 28H138V26H137ZM140 28H142V27H140ZM149 28H147V30H149ZM164 28V27H163ZM180 28V27H179ZM179 28H177V30L179 29ZM249 28H251V27H249ZM259 28V27H258ZM257 28V29H258ZM96 29V28H95ZM108 29V28H107ZM110 29V28H109ZM173 29V28H172ZM193 29V33L195 32V30H194V28H192ZM247 28H245V30H246ZM106 30V29H105ZM105 30H102V31H105ZM113 30V29H112ZM118 30V29H117ZM153 30V29H152ZM151 30V31H152ZM156 30H158V29H156ZM186 30V29H185ZM189 30V29H188ZM197 30V29H196ZM244 30V31H245ZM252 30V29H251ZM256 30V29H255ZM74 31H76V30H74ZM73 31V33H75ZM84 31V30H83ZM95 31H97V30H95ZM107 31V30H106ZM142 31V30H141ZM140 31V32H141ZM170 31V30H169ZM190 31H192V30H189V32ZM242 31V30H241ZM249 31H250V29H249ZM258 31V30H257ZM70 32V31H69ZM93 32V31H92ZM91 32V33H92ZM108 32V31H107ZM124 32H121V34H112V36L110 35L109 37V39H107L106 38V36H105V40H103V41H109L110 42V44L112 43L111 41H113V40H115V39H117V38H120L121 36V38H123V39H121V40H124V41H126V39H127V37L126 36H124L123 34H124ZM133 32V31H132ZM137 32H138V30H137ZM146 32V31H145ZM145 32H143V33H145ZM178 32H179V30H178ZM183 32V31H182ZM188 32V31H187ZM198 32H200V33H198ZM209 32V31H208ZM212 32V31H211ZM233 32V33H234ZM237 32H239V31H237ZM246 32V31H245ZM248 32V31H247ZM77 33H79L78 31H77ZM76 33V34H77ZM86 33H87V31H86ZM97 33V32H96ZM100 33H101V29H100V32H99V36H100ZM102 33H104V32H102ZM131 33V32H130ZM148 33H150L149 31H148ZM170 33V32H169ZM175 33V32H174ZM176 33H177V31H176ZM192 32H190V34H191ZM242 33V32H241ZM251 34H252V32H250ZM249 33V34H250ZM254 33V32H253ZM264 33V32H263ZM3 34V33H2ZM1 34V35H2ZM82 34V33H81ZM98 34V33H97ZM129 34V33H128ZM133 34H134V32H133ZM180 34V33H179ZM185 34V33H184ZM195 34V33H194ZM209 34V33H208ZM258 34V33H257ZM262 34V33H261ZM74 35V34H73ZM78 36L80 35V34H77ZM84 35V34H83ZM94 35V34H93ZM103 34H101V36H102ZM108 35V34H107ZM132 35V34H131ZM130 35V36H131ZM134 35H136V34H134ZM134 35H132L133 37H131L130 38V40L131 41H133V40H135V41H137L138 39L139 40H141V42H142V39H140V38H137V35L134 37ZM143 35V34H142ZM149 35V34H148ZM147 35V36H148ZM168 35V34H167ZM183 35V34H182ZM204 35V36H203ZM233 35V34H232ZM234 35H235V33H234ZM243 35V36H242ZM242 35H241V37H244V35L245 34H243L242 33ZM78 36H77V38H78ZM95 37H96V35H94ZM100 36V37H101ZM129 35H128V37H130ZM139 36V35H138ZM144 36V35H143ZM142 36V37H143ZM164 36V35H163ZM188 36V35H187ZM196 36V35H195ZM204 38H203V37ZM208 36V35H207ZM239 36V33H238V35H237V37ZM245 36H249L248 34L247 35H245ZM71 37H72V34H71ZM74 37V36H73ZM80 37V36H79ZM85 37V36H84ZM87 37H89L90 38V36L89 35H87ZM94 37V40L96 39ZM100 37H98V39L100 38ZM103 38H104V36H102ZM145 37H146V34H145ZM161 37V36H160ZM184 37H186V36H184ZM189 37H191V36H189ZM189 37H186V38H188L189 39ZM213 37H211L212 39H213ZM214 37V38H215ZM240 37V36H239ZM250 37H252V36H250ZM76 38V37H75ZM186 38H184V40L183 39H180V41H185L186 42ZM192 38V37H191ZM193 38H195V37H193ZM221 38V39H220ZM233 38V37H232ZM247 38V37H246ZM253 38V37H252ZM67 39H68V37H67ZM74 39V38H73ZM82 39V38H81ZM87 39V38H86ZM91 39H93L92 38V36H91ZM107 39V40H106ZM151 39V42H154L155 41V39L153 38L152 39V37L150 38ZM158 39V38H157ZM161 39V38H160ZM163 39V38H162ZM161 39V40H162ZM211 39V40H212ZM235 38H233L232 40H234ZM238 38H236V40H237ZM243 39V38H242ZM259 39V38H258ZM39 40V39H38ZM64 40V39H63ZM70 40H72V39H70ZM77 40V39H76ZM85 40V39H84ZM83 40V41H84ZM87 40H89L90 41V39H87ZM128 40V39H127ZM149 40V39H148ZM216 40V39H215ZM216 40V41H217ZM221 40V41H222ZM235 40V41H236ZM239 40V39H238ZM237 40V41H238ZM241 40V39H240ZM245 40V39H244ZM251 40H253V39H251ZM69 41V40H68ZM74 41V40H73ZM91 41H93V40H91ZM96 41H98V40H95V42ZM116 41V40H115ZM135 41H133V44L135 45L136 44V42ZM179 41V42H180ZM257 41V40H256ZM27 42V41H26ZM62 42V41H61ZM77 42V41H76ZM99 42V41H98ZM97 42V43H98ZM121 42V41H120ZM135 42V43H134ZM140 42V41H139ZM139 42H137V44L139 43ZM146 42V41H145ZM166 42V40H164L162 43H165ZM190 42V41H189ZM193 42V43H194ZM215 42V41H214ZM223 42V41H222ZM228 42H230V41H228ZM30 43V42H29ZM71 43V42H70ZM78 43V42H77ZM84 43V42H83ZM99 43H101L102 44V40H101V42H99ZM107 44H109L108 42H106ZM130 43V42H129ZM147 43H149V42H147ZM159 43H160V45H161V42L159 41L157 44V46H159ZM168 43V42H167ZM225 43V42H224ZM224 43H223V45H224ZM239 43V42H238ZM242 43V42H241ZM26 44V43H25ZM25 44H23V45H25ZM64 44V43H63ZM66 44V43H65ZM64 44V45H65ZM73 44V43H72ZM81 44V43H80ZM86 44H87V42H86ZM91 44H93V43H91ZM90 44V45H91ZM113 44H114V42H113ZM125 44V42L123 43V45ZM150 44V43H149ZM188 44V43H187ZM192 44V43H191ZM212 44V43H211ZM231 44V43H230ZM229 44V47H231V45ZM233 44V43H232ZM235 44V43H234ZM233 44V45H234ZM240 44V43H239ZM254 44V43H253ZM20 45V44H19ZM57 45V44H56ZM60 45V44H59ZM63 45V46H64ZM85 45V44H84ZM89 45V44H88ZM97 45V44H96ZM98 45H100V44H98ZM139 45H140V43H139ZM145 45V44H144ZM151 45V44H150ZM153 45V44H152ZM165 45V44H164ZM168 45V44H167ZM174 45V44H173ZM185 45V44H184ZM220 46L222 45V43L221 44H219ZM236 45V44H235ZM255 45V44H254ZM32 46V45H31ZM51 46V45H50ZM53 47H51V52H52V54H55V55H58V53L60 52H58L57 53V51L56 50H58L56 47H54V45H52ZM69 46V45H68ZM81 46H82V44H81ZM81 46H79V47H81ZM87 46V45H86ZM125 46V45H124ZM123 46V47H124ZM132 46V45H131ZM142 46V45H141ZM148 46V45H147ZM162 46V45H161ZM189 46V45H188ZM192 46H194L193 44H192ZM213 46V45H212ZM211 46V47H212ZM237 46V45H236ZM28 47H29V45H28ZM65 47V46H64ZM77 46L76 45H72L71 46V48L70 49H75ZM88 47V46H87ZM92 47V46H91ZM103 47V46H102ZM110 47V46H109ZM120 47H121V44H120ZM120 47H118L119 49H120ZM126 47V46H125ZM124 47V49H126ZM136 47H137V45H136ZM135 46H134V48H136ZM149 47V46H148ZM151 47V46H150ZM165 47V46H164ZM168 47V46H167ZM214 47V46H213ZM225 47V46H224ZM244 47V46H243ZM251 47V46H250ZM260 47V46H259ZM25 48V47H24ZM78 48V47H77ZM93 48V47H92ZM92 48H91V51L90 52H92ZM95 48H98V47H95ZM111 48V47H110ZM129 48V47H128ZM131 48H133V47H131ZM144 48V47H143ZM153 48H155L156 49V47H153ZM218 48V47H217ZM223 48V47H222ZM261 48V47H260ZM63 49V51H64V48H62ZM88 49H89V47H88ZM104 49H105V47H104ZM109 49V48H108ZM123 49V48H122ZM140 49V48H139ZM148 49V48H147ZM161 49V48H160ZM159 49V50H160ZM190 49V48H189ZM207 49H208V47H207ZM211 49V48H210ZM212 49H214V48H212ZM226 49V48H225ZM23 50V49H22ZM61 50V49H60ZM77 50V49H76ZM75 50V51H76ZM95 50V49H94ZM97 50H99V48L97 49ZM128 50V49H127ZM135 50V49H134ZM159 50H157V51H159ZM165 51V48H162V50L161 51ZM171 50V49H170ZM195 50V49H194ZM229 50V49H228ZM240 50V49H239ZM251 50V49H250ZM17 51V50H16ZM38 50H37V47L36 46H32V48L30 49V47L29 48H27V46H26V49L24 50V51H21V52H19V51H17L18 53H16V54H18L17 56L16 55H14V57H7L6 58V60L4 61V62H2V67L0 68V78H3V77H7L8 75H9V73L10 72H12L13 70H17L18 69V71L20 72L19 74H25L27 71L26 70H23L22 68H21V65L23 64V65H25L24 63H22L21 61V58L22 57H24L25 58V60L26 61H32V60H38V61H40V63L43 65V60H41V57L39 56V54H38V52H37ZM72 51V50H71ZM70 51V52H71ZM81 51V50H80ZM114 51V47H113V50H112V52ZM169 51V50H168ZM199 51V53H200V55H202L201 54V52ZM208 51H210V50H208ZM237 51V50H236ZM248 51V50H247ZM259 51V50H258ZM257 51V52H258ZM15 52V51H14ZM37 52V53H36ZM50 52V53H51ZM70 52H69V54H70ZM85 52V51H84ZM94 52V51H93ZM92 52V53H93ZM98 52V51H97ZM102 52H103V50H102ZM110 52V51H109ZM112 52H111V54H112ZM115 52V51H114ZM118 53H119V50L117 51ZM116 52V53H117ZM131 52H134V51H131ZM130 52V53H131ZM143 52V51H142ZM153 52V51H152ZM167 52V51H166ZM191 52V51H190ZM234 52H235V50H234ZM245 52V51H244ZM251 52V51H250ZM264 52V51H263ZM44 53V52H43ZM66 53V52H65ZM75 53V52H74ZM82 53V52H81ZM89 53V52H88ZM96 53V52H95ZM101 53V52H100ZM115 53V54H116ZM117 53V54H118ZM121 53V52H120ZM124 53H125V51H124ZM137 53H138V51H137ZM136 53V54H137ZM205 53V54H204ZM203 53V55H206V51ZM210 53H212V52H210ZM224 53V52H223ZM255 53H256V51H255ZM254 53V54H255ZM12 54H15V53H12ZM85 54V53H84ZM87 54V53H86ZM98 54V53H97ZM101 54H103V53H101ZM100 54V55H101ZM108 54V53H107ZM116 54V55H117ZM166 54V53H165ZM168 54V53H167ZM172 54V53H171ZM170 54V55H171ZM187 54V53H186ZM198 54V53H197ZM208 54V53H207ZM219 54V53H218ZM236 54V53H235ZM62 55V54H61ZM80 55V54H79ZM89 55V54H88ZM106 55V53L104 54V56ZM110 55V54H109ZM113 55V54H112ZM121 55V54H120ZM133 55V54H132ZM132 55H131V58H132ZM135 55V54H134ZM220 57H222V54L220 53ZM246 55H247V53H246ZM255 55H259V54H255ZM4 56V55H3ZM45 56V55H44ZM84 56V55H83ZM83 56H82V58H83ZM87 56V55H86ZM93 56V55H92ZM94 56H96V54L94 55ZM98 56V55H97ZM102 56V55H101ZM104 56H103V59H104ZM118 56V55H117ZM122 56V55H121ZM141 56V55H140ZM156 56V55H155ZM176 56V55H175ZM179 56V55H178ZM195 56V55H194ZM209 56H210V54H209ZM212 56V55H211ZM233 56V55H232ZM61 57V56H60ZM59 57V58H60ZM65 57V56H64ZM81 57V56H80ZM108 57V56H107ZM113 57H114V55H113ZM126 57H128L127 55H126ZM136 57H137V55H136ZM181 57V56H180ZM183 57V56H182ZM198 57V56H197ZM205 57V56H204ZM212 57H214V55L212 56ZM219 57V56H218ZM218 57H216V58H218ZM230 57V56H229ZM243 57V56H242ZM246 57V56H245ZM258 57V56H257ZM256 57V58H257ZM262 57V56H261ZM54 58V57H53ZM58 58V59H59ZM85 58H87V57H85ZM97 58H99V57H97ZM101 58V57H100ZM138 58H139V56H138ZM141 58V57H140ZM151 58V57H150ZM166 58V57H165ZM164 58V59H165ZM201 58V57H200ZM206 58H208V57H206ZM224 58V57H223ZM254 58V57H253ZM43 59V58H42ZM56 59V58H55ZM67 59V58H66ZM96 59V58H95ZM105 59H107V58H105ZM114 59H117V57H115ZM127 59V58H126ZM129 59V58H128ZM127 59V60H128ZM137 59V58H136ZM135 59V60H136ZM202 59V58H201ZM205 59V58H204ZM242 59V58H241ZM240 59V60H241ZM255 59V58H254ZM260 59V58H259ZM46 60V59H45ZM48 60V59H47ZM79 60V59H78ZM81 61L83 60V59H80ZM85 60V59H84ZM125 60V58L123 59H121V64H123V61ZM131 60V59H130ZM139 60V59H138ZM137 60V61H138ZM155 60V59H154ZM161 60V59H160ZM167 60V59H166ZM189 60H191L190 62H194V61H192V58H190ZM194 60V59H193ZM195 60H198V59H195ZM200 60V59H199ZM232 60H233V63L234 62H236L237 64H238V61L236 60V61H234V59L232 58ZM231 60V61H232ZM262 60V59H261ZM261 60L258 62L259 64L261 63ZM19 61V62H18ZM24 61V60H23ZM64 61V60H63ZM76 61H77V58H76ZM108 61V60H107ZM126 61V60H125ZM142 61V60H141ZM144 61V60H143ZM150 61V60H149ZM251 61H253V60H251ZM255 61V60H254ZM253 61V62H254ZM256 61H257V59H256ZM263 61V60H262ZM17 62L18 63H20L21 65H20V67L17 65ZM33 62V61H32ZM47 62V61H46ZM45 62V63H46ZM50 62V61H49ZM83 62V61H82ZM93 62V61H92ZM99 62V61H98ZM112 62V61H111ZM114 62H115V60H114ZM129 62V61H128ZM133 62V61H132ZM153 62V61H152ZM155 62V61H154ZM153 62V63H154ZM158 62V61H157ZM160 62L161 61H159V64H160ZM199 62V61H198ZM229 62H230V60H229ZM48 63V62H47ZM63 63V62H62ZM78 63V62H77ZM84 63V62H83ZM88 63V62H87ZM103 63V62H102ZM101 63V64H102ZM135 63H136V61H135ZM152 63V64H153ZM185 63V62H184ZM235 63V64H236ZM243 63V62H242ZM245 63H249L248 64V66L250 67V66H252V65H250V62H248V61H245ZM262 63H264V62H262ZM31 64V63H30ZM70 64V63H69ZM80 64V63H79ZM82 64V63H81ZM95 64V63H94ZM93 64V65H94ZM144 64V63H143ZM142 64V65H143ZM152 64H151V66H152ZM161 64H162V62H161ZM187 64H189V62L188 63H186V65ZM232 64V62L230 63V65ZM240 64V63H239ZM239 64H238V66H239ZM259 64H257V65H259ZM0 65H1V63H0ZM49 65V64H48ZM61 65V64H60ZM67 65V64H66ZM71 65V64H70ZM83 65H85V64H83ZM156 65V64H155ZM164 65V64H163ZM165 65H166V63H165ZM182 65V64H181ZM184 65V64H183ZM185 65V66H186ZM195 65H196V63H195ZM195 65H193V66H195ZM224 65V64H223ZM222 65V66H223ZM261 65V64H260ZM263 65V64H262ZM261 65V66H262ZM19 68H18V67ZM27 66V65H26ZM85 66H87V65H85ZM119 66V65H118ZM123 66H125V62H124V64L122 65V67ZM162 66V65H161ZM160 66V67H161ZM184 66V67H185ZM192 66V65H191ZM192 66V67H193ZM217 66V65H216ZM221 65L220 64H218V67H220ZM237 65H236V67H238ZM43 67L44 68H46L45 69V71L47 70V65H43ZM62 67H63V65H62ZM64 67H66V66H64ZM79 67V66H78ZM90 67V66H89ZM99 67V66H98ZM109 67H111V66H109ZM126 67V66H125ZM139 67V66H138ZM141 67V66H140ZM147 67V66H146ZM158 67V66H157ZM157 67H155L154 66V68H157ZM160 67H158L159 69H160ZM182 67V66H181ZM184 67H182V68H184ZM189 67H190V65H189ZM188 67V68H189ZM224 67V66H223ZM240 67V66H239ZM255 67V66H254ZM257 67L258 66H256L255 68L257 69ZM27 68V67H26ZM25 68V69H26ZM52 68V67H51ZM54 68V67H53ZM82 68V67H81ZM84 68V67H83ZM86 68V67H85ZM91 68V67H90ZM102 68V67H101ZM105 68V67H104ZM132 68V67H131ZM149 68H151V67H149ZM169 68V67H168ZM174 68V67H173ZM187 68V67H186ZM201 68H203V67H200L199 69H201ZM231 68V67H230ZM243 68H244V66H243ZM252 68V67H251ZM251 68H250V70H251ZM261 68V67H260ZM49 69V68H48ZM67 69V68H66ZM70 69V68H69ZM73 68H71V70H72ZM91 69H94V68H91ZM103 69V68H102ZM115 69V68H114ZM124 69V68H123ZM134 69H136V65H135V67H134ZM138 69L139 68H137V70L136 71H138ZM195 69V68H194ZM196 69H197V67H196ZM214 69H216V68H214ZM229 69V68H228ZM233 69V68H232ZM28 70V69H27ZM50 70V69H49ZM54 70V69H53ZM107 69H105V71H106ZM109 70H110V68H109ZM126 70V69H125ZM150 70H152V69H150ZM166 70V69H165ZM164 70V71H165ZM171 70V69H170ZM169 70V71H170ZM175 71H176V69H174ZM220 70H221V68H220ZM230 70V69H229ZM233 70H235V69H233ZM239 70H241V69H239ZM58 71V70H57ZM62 71V70H61ZM67 71V70H66ZM83 71H84V69H83ZM92 71V70H91ZM104 71V70H103ZM120 71V70H119ZM134 71V70H133ZM136 71H134L135 73H137ZM144 71V70H143ZM143 71H141V73L143 72ZM202 71V70H201ZM222 71V70H221ZM242 71V70H241ZM247 71V70H246ZM252 71V70H251ZM261 71V70H260ZM54 72V71H53ZM64 72V71H63ZM62 72V73H63ZM71 72V71H70ZM73 72H74V70H73ZM78 72V71H77ZM76 72V73H77ZM93 73H94V71H92ZM98 72V71H97ZM100 72H101V70H100ZM117 72V71H116ZM122 72V71H121ZM125 72V71H124ZM128 72V71H127ZM127 72H125V74L127 73ZM145 72V71H144ZM147 72V71H146ZM153 72V71H152ZM152 72H150V73H152ZM181 72H184V71H181ZM197 72V71H196ZM210 72H212V75H213V73L215 72V70L214 71H212V70H210ZM218 72V71H217ZM217 72H215L216 73V75H217V77L219 76L218 75V73ZM224 72V71H223ZM42 73V72H41ZM72 73V72H71ZM71 73H69V75L71 74ZM75 73V72H74ZM91 73V72H90ZM102 73V72H101ZM112 73V72H111ZM130 73H132V72H130ZM135 73H134V75H135ZM149 73V74H150ZM157 74H158V72H156ZM166 73H167V71H166ZM169 73V72H168ZM186 73H187V71H186ZM199 73H200V71H199ZM208 73V72H207ZM221 73V72H220ZM225 73V72H224ZM228 73V72H227ZM238 73V72H237ZM241 73V72H240ZM239 73V74H240ZM5 74V75H4ZM8 74V75H7ZM10 74H12V73H10ZM43 74V73H42ZM47 74V73H46ZM52 74V73H51ZM56 74V73H55ZM66 74L68 75V73L66 72ZM66 74H65V76H66ZM73 74V73H72ZM80 74L81 73H79V76H80ZM86 74V73H85ZM104 74H106V73H104ZM124 74V73H123ZM125 74L123 75V77L125 78ZM187 74H189V73H187ZM194 74V73H193ZM197 74V73H196ZM234 74V73H233ZM255 74H257V72H255ZM4 75V76H3ZM50 75V74H49ZM53 75H54V73H53ZM75 75V74H74ZM130 75V74H129ZM143 75V74H142ZM145 75V74H144ZM150 75H153V74H150ZM149 75V76H150ZM184 75V74H183ZM198 75V74H197ZM196 75V76H197ZM203 75L204 74H202L201 76L203 77ZM232 75V74H231ZM252 75V74H251ZM258 75V74H257ZM37 76V75H36ZM43 76H44V74H43ZM47 76V75H46ZM57 76V75H56ZM58 76H60V75H58ZM82 76V75H81ZM94 76V75H93ZM113 75H111V77H112ZM131 76V75H130ZM160 76V75H159ZM189 76V75H188ZM206 76V75H205ZM204 76V77H205ZM209 75H207V77H208ZM248 76V75H247ZM20 77H21V75H20ZM41 77H42V75H41ZM72 77V76H71ZM92 77V76H91ZM91 77H89V79L91 78ZM105 77V76H104ZM121 77H122V75H121ZM127 77V76H126ZM132 77H134V76H132ZM210 77V76H209ZM211 77H213V76H211ZM215 77V76H214ZM216 77V78H217ZM231 77V76H230ZM241 77V76H240ZM253 77H255L254 75H253ZM8 78V77H7ZM44 78V77H43ZM49 78V77H48ZM58 78V77H57ZM119 78V77H118ZM143 78V77H142ZM176 78H177V76H176ZM194 78H195V76H194ZM199 78V77H198ZM224 78V77H223ZM251 78V77H250ZM257 78V77H256ZM49 79H51V78H49ZM54 79V78H53ZM60 79V78H59ZM61 79H62V77H61ZM64 79H67V78H64ZM63 79V80H64ZM72 79V78H71ZM78 79V78H77ZM76 79V80H77ZM92 79V78H91ZM101 79V78H100ZM130 79V78H129ZM131 79H133V78H131ZM130 79V80H131ZM136 79V78H135ZM190 79V78H189ZM197 79V78H196ZM204 79V78H203ZM211 79V78H210ZM213 80H214V78H212ZM218 79H220L221 80V78H218ZM217 79V80H218ZM234 79V78H233ZM252 79V78H251ZM263 79H264V77H263ZM3 80V79H2ZM7 79H5L4 81H6ZM24 80L26 81V75H24ZM32 80H34V79H32ZM48 80V79H47ZM62 80V81H63ZM68 80V79H67ZM70 80V79H69ZM123 80V79H122ZM139 80V79H138ZM137 80V81H138ZM143 80H145V77H144V79ZM155 80V79H154ZM188 80V79H187ZM202 80V79H201ZM205 80V79H204ZM220 80H219V82H220ZM230 80H231V78H230ZM237 80H239V79H237ZM244 80V79H243ZM262 80V79H261ZM55 81H57L56 79H55ZM71 81H73V80H71ZM100 81V80H99ZM103 81V80H102ZM114 81V80H113ZM128 81V80H127ZM136 81V82H137ZM140 81V80H139ZM210 81V80H209ZM212 81V80H211ZM215 81V80H214ZM255 81V80H254ZM253 81V79L251 80V82H254ZM264 81V80H263ZM28 82V83H27ZM46 82V81H45ZM48 83L50 82V81H47ZM59 82V81H58ZM65 82V81H64ZM82 82H84V79H83V81ZM89 82H91V81H89ZM98 82V81H97ZM105 82H106V80H105ZM104 82V83H105ZM111 82L112 81H110V84H111ZM126 82V81H125ZM131 82V81H130ZM141 82H142V79H141ZM196 82V81H195ZM232 82V81H231ZM234 82V81H233ZM232 82V83H233ZM243 82V81H242ZM250 82V83H251ZM259 82V81H258ZM257 82V83H258ZM25 83H27V85L26 86H23V87H21V91L20 92H18L16 95H18L17 96V98L18 97H20V96H26L27 94L29 95V93L27 92V91H30V92H35L36 90V81H33V82H29V81H26ZM47 83V84H48ZM54 83V82H53ZM57 83V82H56ZM72 83V82H71ZM107 83V82H106ZM128 83V82H127ZM133 83H134V80H133ZM145 83V82H144ZM207 83V82H206ZM217 83V82H216ZM240 83V82H239ZM249 83V82H248ZM255 83V82H254ZM261 83V82H260ZM76 84V83H75ZM85 84H89V83H85ZM210 84H212L211 82H210ZM214 84V86L216 85L215 83H213ZM262 84V86L261 87H263V83H261ZM260 84V85H261ZM54 85V84H53ZM51 86V87H53L54 88V86ZM57 85V84H56ZM58 85H60V84H58ZM68 85H69V83H68ZM77 85V84H76ZM92 85V84H91ZM99 85H100V83H99ZM114 85V84H113ZM125 85V84H124ZM129 86H130V84H128ZM132 85V84H131ZM138 85V84H137ZM140 85V84H139ZM153 85V84H152ZM204 85V84H203ZM230 85V84H229ZM243 85V84H242ZM252 85H254L253 83H252ZM1 86V85H0ZM50 86V85H49ZM80 86V85H79ZM84 86V85H83ZM93 86V85H92ZM104 85H102V87H103ZM116 86V85H115ZM115 86L113 87V88H115ZM125 86H127V85H125ZM211 86H213V85H211ZM223 86V85H222ZM228 86V85H227ZM232 87H233V84L231 85ZM243 86H245V85H243ZM243 86H242V88H243ZM246 86H248L247 85V83H246ZM250 86L251 85H249V88H250ZM255 86V85H254ZM45 87H48V86H46V84H45ZM72 87V86H71ZM76 87V86H75ZM105 87H107V85L105 86ZM117 87V86H116ZM131 87V86H130ZM138 87V86H137ZM188 87V86H187ZM200 87V86H199ZM238 87H240V86H238ZM238 87H236L237 89V91H238ZM258 87V86H257ZM50 88V87H49ZM65 88V87H64ZM63 88V89H64ZM82 88V87H81ZM81 88H79V89H81ZM100 88V87H99ZM118 88V87H117ZM189 88V87H188ZM203 88V87H202ZM205 88H207L206 86H205ZM211 88H213V87H211ZM229 88V87H228ZM251 88H253V87H251ZM256 88V87H255ZM58 89V88H57ZM59 89H62V87L61 88H59ZM69 89V88H68ZM67 89V90H68ZM72 89V88H71ZM76 89V88H75ZM78 89V88H77ZM78 89V90H79ZM88 89V88H87ZM97 89V88H96ZM101 89H103V88H101ZM105 89H107V88H105ZM112 89V88H111ZM132 89V88H131ZM200 89V88H199ZM231 90H232V88H230ZM229 89V90H230ZM235 89V88H234ZM244 89H245V87H244ZM246 89H248V88H246ZM258 89H260V86H259V88ZM257 89V90H258ZM7 90V89H6ZM15 90V89H14ZM47 90H48V88H47ZM47 90H45V91H47ZM66 89H64V91H65ZM94 90V89H93ZM114 90V89H113ZM136 90V89H135ZM225 90H226V87H225ZM225 90H224V92H225ZM230 90V92H233V90L231 91ZM241 90V89H240ZM239 90V91H240ZM256 90V91H257ZM261 90V89H260ZM260 90H258V91H260ZM9 91V90H8ZM53 91V90H52ZM51 91V92H52ZM63 91V92H64ZM70 91H72V90H70ZM87 91H89V90H87ZM103 91V90H102ZM106 91V90H105ZM104 91V92H105ZM140 91V90H139ZM198 91V90H197ZM202 91V89H200V92ZM215 91V90H214ZM238 91V92H239ZM250 92L252 91V90H249ZM13 92H15V91H12L11 90V92H7V94H9V95H11ZM48 92V91H47ZM60 92L61 93H63L61 90H60ZM75 92V91H74ZM81 92V91H80ZM119 92H121V91H119ZM123 92V91H122ZM131 92V91H130ZM205 92V91H204ZM230 92H229V95H230ZM235 92V91H234ZM241 92V91H240ZM240 92H239V94H240ZM243 92V91H242ZM244 92H246L245 90H244ZM249 92V93H250ZM261 92V91H260ZM260 92H258V93H260ZM53 94H54V92H52ZM56 93H57V90H56ZM59 93V92H58ZM67 93V92H66ZM71 93V92H70ZM72 93H73V91H72ZM79 93V92H78ZM97 93H98V91H97ZM100 93V92H99ZM102 93V92H101ZM107 93V92H106ZM135 93V92H134ZM133 93V94H134ZM207 93V92H206ZM228 93V92H227ZM247 93V92H246ZM254 93V92H253ZM33 94V93H32ZM35 94H37V93H35ZM43 97H35V98H37L35 101H33V102H31V103H28V104H32V105H35L38 109L40 108L39 107V105H42L45 101H46V98H44V96H46V93H44L43 92ZM49 95L51 94L50 93V90H49V93H48ZM69 94V93H68ZM68 94H67V96H68ZM204 94V93H203ZM209 94H212V93H210L209 92ZM215 94V93H214ZM213 94V95H214ZM262 94H263V92H262ZM39 95V94H38ZM85 95V94H84ZM90 95V94H89ZM111 95V94H110ZM126 95V94H125ZM139 95V94H138ZM141 95V94H140ZM148 95V94H147ZM180 95V94H179ZM198 95V94H197ZM216 95V94H215ZM223 95V94H222ZM232 95V94H231ZM235 95H238V94H236V92H235ZM243 95V94H242ZM241 95V96H242ZM247 95H249V94H247ZM35 96V95H34ZM51 96H53V95H51ZM58 96V95H57ZM63 96V95H62ZM71 96H73V95H71ZM74 96H76L75 94H74ZM130 96V95H129ZM205 96H207V95H205ZM240 96V97H241ZM259 96V95H258ZM263 96V95H262ZM261 96V97H262ZM10 97V96H9ZM29 97V96H28ZM32 97H33V95H32ZM50 97V96H49ZM55 97V96H54ZM213 97V96H212ZM228 97V96H227ZM231 97H233V96H231ZM62 98H64V96L62 97ZM89 98H90V96H89ZM92 98V97H91ZM124 98V97H123ZM184 98V97H183ZM187 98V97H186ZM233 98H236V97H233ZM233 98H232V100H233ZM254 98V97H253ZM253 98H252V100H249L250 101V105H251V103H252V105L251 106H249L250 108H252L253 109V106L254 105H256L257 103H259L258 102V100L259 101H262V98H264V97H262L261 98V100H260V97L258 98V100H257V98H255L254 100H253ZM5 99V98H4ZM30 99V98H29ZM34 99V98H33ZM47 99H49V98H47ZM74 99V98H73ZM126 99V98H125ZM205 99V98H204ZM240 99V98H239ZM51 100V99H50ZM55 100V99H54ZM87 100V99H86ZM92 100V99H91ZM90 100V101H91ZM107 100V99H106ZM184 100V99H183ZM213 100V99H212ZM217 100V99H216ZM226 100H228L227 98H226ZM229 100H230V97H229ZM248 100V99H247ZM246 100V101H247ZM64 101V100H63ZM74 101V100H73ZM102 101V100H101ZM125 101V100H124ZM188 101V100H187ZM223 101V100H222ZM222 101H221V103H222ZM225 101V100H224ZM223 101V102H224ZM239 101V100H238ZM242 101V100H241ZM241 101H239V102H241ZM3 102H8L7 100H5V101H3ZM9 102H10V99H9ZM30 102V101H29ZM50 102V101H49ZM55 102V101H54ZM54 102H53V104H54ZM57 102H59V100L57 101ZM97 102V101H96ZM112 102V101H111ZM111 102H109V103H111ZM213 102V101H212ZM218 102V101H217ZM227 102V101H226ZM228 102H231L232 103V101H228ZM227 102V103H228ZM237 102V101H236ZM239 102H238V104H239ZM42 103V104H41ZM71 103H73V102H71ZM93 103V102H92ZM219 103V102H218ZM242 103H244V102H242ZM248 103V102H247ZM15 104V103H14ZM18 104V103H17ZM16 104V105H17ZM50 104V103H49ZM57 104V103H56ZM74 104V103H73ZM88 104V103H87ZM97 104V103H96ZM113 104V103H112ZM124 104H126V103H124ZM178 104V103H177ZM196 104V103H195ZM211 104V103H210ZM230 104V103H229ZM237 104V103H236ZM260 104H262V105H264V103L262 102V103H260ZM15 105V106H16ZM22 105L23 106H26V104L24 103H22ZM47 105V104H46ZM60 105V104H59ZM82 105V104H81ZM108 105V104H107ZM148 105V104H147ZM212 105V104H211ZM258 105V104H257ZM256 105V106H257ZM21 106V105H20ZM19 106V104L16 106V107H6V106H3V104H2V101H0V159H1V161H2V158H1V155H3V154H5V153H7V152H9V151H7L6 152V150H8V149H16V150H18V151H22V152H24V154L25 153H27L26 151H28V150H30L31 151V145H29L30 143H36V142H44L46 145L50 142V140H49V142L47 141H43L42 139H47L48 138V136L50 135V133L49 132H47V128L49 127V125L51 126V124L53 123V120L51 121V119H54L55 117H56V115H58L57 113H56V115H55V113L53 112L52 114H53V116H52V114L51 113H42V112H38V110H37V112L35 113V112H33V111H27L26 109H24V107L23 106H21L20 107ZM44 106H45V104H44ZM68 106V105H67ZM66 106V107H67ZM77 106V105H76ZM79 106V105H78ZM77 106V107H78ZM123 106V105H122ZM185 106V105H184ZM205 106V107H204ZM204 108L206 109V105L204 104ZM216 106V105H215ZM220 106H222V105H220ZM230 106V105H229ZM245 107H244V111H245V109H246V105H244ZM43 107V106H42ZM88 106H86V108H87ZM103 107V106H102ZM126 107V106H125ZM149 107V106H148ZM196 107H197V105H196ZM207 107L209 108V106L207 105ZM222 107H224V105L222 106ZM236 107V106H235ZM249 107L246 109V111H248L249 110ZM255 107V106H254ZM45 108V107H44ZM65 108V107H64ZM83 108V107H82ZM81 108V109H82ZM85 108V109H86ZM106 108V107H105ZM204 108H203V110H204ZM219 107L217 106V108H216V110H220V109H218ZM225 108V107H224ZM232 108V107H231ZM230 108V109H231ZM256 108V107H255ZM259 108V106L257 107V109ZM262 108H264V106L262 107ZM23 109L24 110H26V111H23ZM57 109V108H56ZM79 109V108H78ZM101 109V108H100ZM117 109V108H116ZM125 109V108H124ZM198 109V108H197ZM200 109V108H199ZM202 109V108H201ZM223 109V108H222ZM227 109V108H226ZM225 109V110H226ZM252 109H250V110H252ZM34 110H36V109H34ZM66 110V109H65ZM96 110V109H95ZM123 110V109H122ZM160 110V109H159ZM175 110V109H174ZM189 110V109H188ZM224 110V111H225ZM237 110V109H236ZM239 110V109H238ZM260 110H263V109H260ZM42 111H43V109H42ZM86 111V110H85ZM112 111V110H111ZM124 111V110H123ZM172 111V110H171ZM201 111V110H200ZM205 111V110H204ZM232 112L234 111V109L233 110H231ZM230 111V112H231ZM2 112H6L5 113V115H3V114H1ZM52 112V111H51ZM77 112H78V110H77ZM96 112V111H95ZM107 112H108V110H107ZM112 112H114V110L112 111ZM152 112V111H151ZM160 112H161V110H160ZM170 112V111H169ZM209 112H210V109H209ZM220 112V111H219ZM218 112V113H219ZM221 112H222V110H221ZM253 113H254V111H252ZM256 112V111H255ZM259 112V111H258ZM258 112L256 113V114H258ZM101 113V112H100ZM196 113V112H195ZM198 113V112H197ZM211 113V112H210ZM212 113H213V110H212ZM224 113V112H223ZM222 113V114H223ZM229 113V112H228ZM239 113L240 112H238V116H239ZM243 113V112H242ZM248 113H249V111H248ZM262 113H263V111H262ZM13 114V115H12ZM64 114V113H63ZM95 114V113H94ZM107 114V113H106ZM112 114V113H111ZM153 114V113H152ZM159 114V113H158ZM202 114H204V113H202ZM202 114H200V115H202ZM206 114V113H205ZM221 114V113H220ZM252 114V113H251ZM74 115V114H73ZM86 115V114H85ZM98 115H100V114H98ZM114 115V114H113ZM199 115V116H200ZM207 115V114H206ZM231 115H232V113H231ZM241 115V114H240ZM243 115V114H242ZM254 115V114H253ZM259 115V114H258ZM5 116H16L17 117V121H14L13 122V124L12 125H5L4 124V122H3V119H4V117ZM70 116V115H69ZM75 116V115H74ZM78 116V115H77ZM166 116V115H165ZM174 116H176V115H174ZM205 116V115H204ZM204 116H202V117H204ZM211 116H213V115H211ZM210 116V118L209 119H212V117ZM220 117H221V115H219ZM227 116V115H226ZM234 116H235V114H234ZM252 116V115H251ZM264 116V115H263ZM76 117V116H75ZM101 117V116H100ZM145 117V116H144ZM150 117V116H149ZM173 117V116H172ZM209 117V116H208ZM227 117H229V116H227ZM230 117H232V116H230ZM229 117V118H230ZM248 117V116H247ZM258 117V116H257ZM259 117H260V115H259ZM58 118V117H57ZM60 118V117H59ZM103 118V117H102ZM116 118H117V116H116ZM171 118V117H170ZM199 118V117H198ZM213 118H214V116H213ZM224 118V117H223ZM251 118V117H250ZM261 118V117H260ZM264 118V117H263ZM68 119V118H67ZM79 119V118H78ZM81 119V118H80ZM84 118L82 117V120H83ZM149 119V118H148ZM161 119V118H160ZM208 119V118H207ZM206 119V120H207ZM221 119V118H220ZM225 119V118H224ZM236 119L237 120H239L238 119V117L237 118H235V121H236ZM257 119V118H256ZM256 119H254V120H256ZM55 120V119H54ZM62 120V119H61ZM86 120V119H85ZM93 120V119H92ZM91 120V121H92ZM98 120V119H97ZM111 120V119H110ZM202 120V119H201ZM204 120H205V117H204ZM203 120V121H204ZM206 120H205V123H206ZM223 120V119H222ZM232 120H234V118H232ZM232 120L231 121H229L231 124L233 123L232 122ZM2 121V122H1ZM49 121H51L50 122V124H49ZM88 121V120H87ZM101 121V120H100ZM134 121V120H133ZM142 121V120H141ZM249 121H251V120H249ZM260 121H261V119H260ZM56 122V121H55ZM209 122V121H208ZM225 122V121H224ZM256 122V121H255ZM257 122H259L258 121V119H257ZM256 122V125H257V127H255L256 129L258 128V125H260L259 123H257ZM72 123V122H71ZM83 123H85V121L83 122ZM203 123V122H202ZM226 123V122H225ZM227 123H228V121H227ZM229 123V124H230ZM238 123H240V122H238ZM237 123V124H238ZM246 123V122H245ZM251 123V122H250ZM49 124V125H48ZM54 124V123H53ZM102 124V123H101ZM231 124H230V127H231ZM236 124V123H235ZM252 125H253V122L251 123ZM65 125V124H64ZM74 125V124H73ZM156 125V124H155ZM204 125V124H203ZM250 125V124H249ZM251 125V126H252ZM263 125H264V123H263ZM48 126V127H47ZM222 126H224V125H222ZM234 126V125H233ZM236 126H238V125H236ZM240 126V125H239ZM248 126V125H247ZM254 126H255V123H254ZM155 127V126H154ZM226 127V126H225ZM224 127V128H225ZM242 127V126H241ZM240 127V128H241ZM264 127V126H263ZM221 128H223V127H221ZM220 128V129H221ZM234 128V127H233ZM237 128V127H236ZM235 128V129H236ZM249 128V127H248ZM259 128H260V126H259ZM53 129H54V127H53ZM87 129V128H86ZM212 129V128H211ZM216 129V128H215ZM218 129H219V127H218ZM226 129H228V124H227V128ZM239 129V128H238ZM244 129V128H243ZM247 129V128H246ZM256 129H254V130H256ZM49 130V129H48ZM194 130V129H193ZM201 130H202V127H201ZM205 130H207L206 128H205ZM213 130V129H212ZM223 130V129H222ZM245 130V129H244ZM249 130V129H248ZM251 130H252V128H251ZM251 130H249V131H251ZM260 130H263V128L261 129H259V132H260ZM60 131V130H59ZM77 131V130H76ZM87 131V130H86ZM177 131H179V129L177 130ZM204 131V130H203ZM210 130H208V132H209ZM219 131H221V130H219ZM225 131V130H224ZM232 131V130H231ZM236 131L237 130H235V133H236ZM239 131H243V130H239ZM245 131H247V130H245ZM245 131H243V132H245ZM258 130H256V136L257 135H259V133L257 132ZM201 132V131H200ZM217 132V131H216ZM61 133V132H60ZM97 133V132H96ZM158 133V132H157ZM169 133V132H168ZM181 133V132H180ZM189 133H190V131H189ZM213 133H215V132H213ZM212 133V134H213ZM223 133V132H222ZM233 133V132H232ZM234 133V134H235ZM240 133V132H239ZM242 133V132H241ZM241 133L239 134V135H241ZM249 133V132H248ZM252 133V132H251ZM262 132H260V134H261ZM171 134V133H170ZM178 134V133H177ZM176 134V135H177ZM205 134H206V132H205ZM219 134H221V132H219ZM237 134V135H236ZM235 135L238 137V132L236 133ZM157 135V134H156ZM175 135V134H174ZM189 135V134H188ZM193 135V134H192ZM196 135H198V134H196ZM204 135V134H203ZM202 135V136H203ZM209 135V137H211L210 136V133L208 134ZM217 135V134H216ZM228 135V134H227ZM230 135H231V133H230ZM244 135V134H243ZM245 135H247L246 133H245ZM249 135H251V134H249ZM55 136V135H54ZM75 136V135H74ZM181 136V135H180ZM219 136H221V135H219ZM224 136V135H223ZM226 136V135H225ZM236 136H235V138H236ZM178 137V136H177ZM198 137V136H197ZM209 137H207L206 139H208ZM212 137H214V136H212ZM230 137V136H229ZM252 137L254 138V136L252 135ZM263 137V136H262ZM50 138V137H49ZM153 138V137H152ZM175 137H173V139H174ZM190 138V137H189ZM188 138V139H189ZM233 137H230V139H232ZM244 138H245V136H244ZM244 138H243V141H240V140H242V139H240L239 140V143L240 142H244ZM251 138V137H250ZM253 138H251V139H253ZM5 139H7L6 141H5ZM151 139V138H150ZM157 139V138H156ZM178 139V138H177ZM177 139H176V141H177ZM180 139V138H179ZM185 139V138H184ZM195 139V138H194ZM206 139L205 140H201V142L202 141H206ZM213 139V138H212ZM220 139V138H219ZM226 139V137L224 138V140ZM250 139V140H251ZM257 139V138H256ZM255 138H254V140H256ZM258 139H260V138H258ZM257 139V140H258ZM31 140H32V142H31ZM51 140H52V138H51ZM158 140H160V139H158ZM193 140V139H192ZM209 141H210V139H208ZM216 140H218V138L216 139ZM221 140H223V139H220V142H222ZM249 140V139H248ZM254 140H252L251 142H253ZM257 140H256V142H257ZM261 140V139H260ZM156 141V140H155ZM162 141V140H161ZM178 141H180V140H178ZM212 142H213V140H211ZM219 141V140H218ZM218 141H216V142H218ZM5 142H7V143H5ZM165 142V141H164ZM163 142V143H164ZM168 142L170 143L171 141H169L168 140ZM173 142H175L174 140H173ZM173 142H172V145H173ZM187 142V141H186ZM189 142V141H188ZM200 142V141H199ZM204 142H202V144L204 143ZM206 142H208V141H206ZM205 142V143H206ZM223 142H225V141H223ZM228 142H231L230 140H228ZM233 142H234V140H233ZM246 142V141H245ZM250 142V143H251ZM260 142H263L262 140L260 141ZM66 143V142H65ZM71 143V142H70ZM104 143V142H103ZM106 143V142H105ZM126 143V142H125ZM168 143V144H169ZM193 143H195V142H193ZM197 143V142H196ZM226 143H227V141H226ZM247 143V142H246ZM246 143H244V144H246ZM158 144V143H157ZM180 144H182V143H180ZM207 144L208 143H206L205 144V146H207ZM210 144V143H209ZM216 144H218V143H216ZM236 144H237V141H236ZM243 144V145H244ZM248 144V143H247ZM247 144H246V146H247ZM256 144V143H255ZM254 144V145H255ZM257 144H259V143H257ZM49 145V147H51V145L50 144H48ZM62 145V144H61ZM106 145V144H105ZM179 145V144H178ZM199 145V144H198ZM214 145V144H213ZM213 145H211V146H213ZM229 147V149H231L230 147V144L228 143L227 144ZM252 145H253V143H252ZM252 145H250V147H254V146H252ZM171 146V145H170ZM170 146H169V148H170ZM225 146V145H224ZM259 146V145H258ZM263 146V145H262ZM33 147H34V145H33ZM69 147V146H68ZM89 147V146H88ZM150 147V146H149ZM183 147V146H182ZM188 147V146H187ZM208 147V146H207ZM214 147H216L215 145H214ZM214 147H211V148H214ZM225 147H227V146H225ZM245 147V146H244ZM249 147V148H250ZM61 148V147H60ZM64 148V147H63ZM112 148V147H111ZM164 148V147H163ZM194 148V147H193ZM196 148H197V146H196ZM211 148H207V149H211ZM222 148L223 147H221V150H222ZM236 148H238V147H236ZM235 148V149H236ZM240 148V147H239ZM242 148V150L244 149L243 148V146L241 147ZM246 148V147H245ZM51 149V148H50ZM82 149H83V147H82ZM185 149V148H184ZM190 149V148H189ZM191 149H192V144H191ZM224 149H226V148H224ZM224 149L222 150V151H224ZM246 149H248V148H246ZM245 149V150H246ZM251 149V148H250ZM250 149L249 150H247V151H250ZM260 149H262V148H260ZM259 149V150H260ZM106 150V149H105ZM187 150H188V148H187ZM194 150V149H193ZM196 150V149H195ZM197 150H199V147H198V149ZM196 150V151H197ZM212 150V149H211ZM215 150V152L218 150V148H217V150H216V148L214 149ZM220 150V149H219ZM238 150V149H237ZM237 150H235L236 152H238ZM251 150H253V148L251 149ZM256 150V149H255ZM63 151V150H62ZM97 151V150H96ZM172 151V150H171ZM177 151H179V150H177ZM200 151V150H199ZM246 151V152H247ZM262 152L264 151V150H261ZM53 152H55L54 154H55V156L57 155V156H59L58 154H57V152H56V150L55 151H51V150H49V151H47L46 153H47V155H48V153H51L50 155L52 156L53 154ZM191 152V151H190ZM194 152V151H193ZM203 152H205V151H203ZM218 152V151H217ZM241 152L242 151H240L239 153L241 154ZM244 152V151H243ZM252 152H254V151H252ZM258 152V151H257ZM257 152H255V153H257ZM180 153V152H179ZM189 153V151L187 152V154ZM201 153V152H200ZM239 153L236 155L235 153V155L236 156H238L239 155ZM249 153V152H248ZM255 153H253V154H255ZM32 154V153H31ZM34 154V153H33ZM39 154V153H38ZM41 154V153H40ZM39 154V155H40ZM71 154H73V153H71ZM176 154V153H175ZM178 154V153H177ZM182 154H183V152H182ZM191 154V153H190ZM194 154V153H193ZM197 154H198V152H197ZM205 154V153H204ZM221 154V153H220ZM231 154V153H230ZM233 154V155H234ZM252 154V153H251ZM260 154V155H259ZM258 155H259V158H258V156H257V158L256 157H254V158H256V165L255 166H260V164H261V166L263 165V162H264V154L263 155H261L262 153L260 152ZM25 155H27V154H25ZM38 155V156H39ZM46 154H41L40 156H39V161H37L38 163L40 162L41 164H42V166L44 165V167H45V165H49V164H51V162H50V160L51 159H49V158H52L53 159V157H50V155H48L47 156ZM78 155H79V153H78ZM170 155V154H169ZM174 155V154H173ZM196 155V154H195ZM200 155V154H199ZM206 155V154H205ZM207 155H209V154H207ZM214 155V154H213ZM248 155V154H247ZM250 155V154H249ZM22 156V155H21ZM61 156V155H60ZM59 156V157H60ZM83 156H84V154H83ZM140 156V155H139ZM204 156V155H203ZM212 156V155H211ZM220 156L221 155H219L218 157L220 158ZM3 157H4V155H3ZM24 157V156H23ZM66 157H68L67 155H66ZM65 157V158H66ZM187 157V156H186ZM196 157V156H195ZM201 157V156H200ZM206 157V156H205ZM209 157V156H208ZM207 157V158H208ZM214 157V156H213ZM243 157H244V154H243ZM252 155H251V158H250V156H249V158H250V161H251V159H252ZM29 160H28V162L27 161H25L26 163H21L20 162V164L18 165L19 166V168H24V169H27L26 171H28V170H30V172L31 171H33L31 174L33 175V177L32 178H35V172H34V162L32 161V159L30 158V156L28 155V157H27ZM58 158V157H57ZM188 158V157H187ZM191 158V157H190ZM199 158V157H198ZM206 158V159H207ZM217 158V157H216ZM215 158V159H216ZM218 158V159H219ZM245 158H246V155H245ZM245 158H244V160H245ZM248 158V159H249ZM253 158V159H254ZM31 159V160H30ZM56 159V158H55ZM83 159V158H82ZM136 159H138V157H136L135 158V161H136ZM147 159V158H146ZM153 159V158H152ZM163 159H165V158H163ZM195 159V158H194ZM218 159H217V162H218ZM252 159V160H253ZM37 160V159H36ZM44 161V162H42V161ZM75 160H76V158H75ZM141 160V159H140ZM153 160H155V159H153ZM197 160V159H196ZM210 160V159H209ZM212 160V159H211ZM219 160H221V159H219ZM238 160V159H237ZM240 160H242V159H240ZM243 160V161H244ZM55 161V160H54ZM65 161H66V159H65ZM192 161V160H191ZM195 161V160H194ZM198 161V160H197ZM213 161V160H212ZM212 161H211V163H212ZM201 162V161H200ZM238 162V161H237ZM3 163V162H2ZM33 163V164H32ZM39 163V164H40ZM78 163V162H77ZM134 163V162H133ZM143 163V162H142ZM192 163V162H191ZM197 163V162H196ZM195 163V164H196ZM202 163V162H201ZM232 163V162H231ZM248 163H250L249 161H248ZM130 164V163H129ZM138 164V163H137ZM145 164H146V162H145ZM153 164H155V163H153ZM214 164V163H213ZM226 164V163H225ZM244 164V163H243ZM17 165V164H16ZM146 165H148V163L146 164ZM156 165V164H155ZM168 165V164H167ZM199 165H200V163H199ZM205 165H207V164H205ZM234 165V164H233ZM237 165V164H236ZM12 166V165H11ZM52 166V165H51ZM209 166V165H208ZM227 166V165H226ZM225 166V167H226ZM240 166H243L242 164L240 165ZM239 166V168H242V167H240ZM254 166V165H253ZM259 166H258V168H259ZM261 166H260V168H261ZM39 167V166H38ZM38 167H37V169H38ZM44 167H42V169L44 168ZM47 167H49V166H47ZM47 167H45L44 169L46 170V169H49V168H47ZM53 167H54V165H53ZM53 167H51L48 171H45V173H44V175L46 174V175H49L50 177L52 176V175H54V176H58V177H56V178H59V177H61V178H64L65 176H62L61 175V173L59 174V173H55V172H53L54 170H55V168H53ZM57 167H58V164H57ZM59 167H61V165L59 166ZM59 167H58V169H59ZM135 167V166H134ZM146 167V166H145ZM144 167V168H145ZM162 167V166H161ZM197 167V166H196ZM204 167V166H203ZM213 167V166H212ZM224 167V166H223ZM231 167H233V166H231ZM41 168V167H40ZM137 168H138V166H137ZM155 168V167H154ZM237 168L238 167H236V170H237ZM245 168V167H244ZM246 168H247V166H246ZM245 168V169H246ZM248 168H249V166H248ZM254 168H256V169H258L257 167H253V168H251V170L249 169L248 171H249V174L251 173V171H252V169H254ZM44 169H43V171H44ZM132 169V168H131ZM131 169H129L131 172H132V170ZM136 169V168H135ZM134 169V170H135ZM149 169V168H148ZM16 171H12L11 173H9L8 174V176L6 177V179H4V181H2L1 182V185H2V183L4 184V186L5 187H3L2 188V190H4L3 191V193H8L10 196H7V197H5V195L3 196L1 193V195H0V229H4V228H7V227H9V225H11L12 227L11 228H14L15 226H16V223L17 224H20L21 223V217L22 218H25L26 219V217H28V218H34V221L37 223L39 220H41V221H39L40 223L39 224H42L41 222H42V220H44V212L46 211L47 212V209L45 208L46 206H45V203H46V200H45V202H44V199L42 198V197H40L41 198V202H40V200L38 201V202H40L41 203V208H39V209H37V207L36 206H38V205H36L35 206V204H33V203H35V201H37V199L38 198H36V192H34V191H32V188H30V186H29V192H26V193H22L23 191H21L20 189H21V187L20 186H18V185H23V183H21L22 181H25V179H26V177H25V179L22 177L23 175H22V172H23V169H19V170H17V168L15 169ZM61 170H62V168H61ZM139 170V169H138ZM150 170V169H149ZM195 170V169H194ZM193 170V171H194ZM208 170V169H207ZM240 170V169H239ZM247 170V169H246ZM39 172H40V170H38ZM42 171V170H41ZM60 171V170H59ZM80 171V170H79ZM84 171V170H83ZM108 171V170H107ZM126 171V170H125ZM153 171V170H152ZM172 171V170H171ZM199 171V170H198ZM201 171H203V170H201ZM222 171V170H221ZM228 171V170H227ZM233 171V170H232ZM244 171V170H243ZM135 172H136V170H135ZM210 172V171H209ZM237 172V171H236ZM240 172H242L241 170L239 171V174L240 175H238V177H241V173ZM253 172V171H252ZM101 173V172H100ZM171 173V172H170ZM169 173V174H170ZM174 173V172H173ZM192 173V172H191ZM196 173V172H195ZM199 173V172H198ZM215 173V172H214ZM231 173V172H230ZM238 173V172H237ZM245 173V172H244ZM243 172H242V174H244ZM255 172H253L252 174H250L249 175V178L251 179V180H253V182H258V184H260L259 186H262V182H264V180L263 181H261L262 179H264V178H262L261 180H260V178L257 176V174L259 175V173H257V174H254ZM262 173H264V171L262 172ZM39 174V173H38ZM70 174H72V173H70ZM73 174H75V173H73ZM82 174V173H81ZM220 174V173H219ZM233 174V173H232ZM248 174V173H247ZM22 175V176H21ZM65 175V174H64ZM100 175V174H99ZM104 175V174H103ZM156 175H157V172L154 170L153 172H151V173H149L148 175H143L142 176V174L140 173L139 174V177L141 178V177H143V178H149V180L151 179V181H153V179H155L154 178V176L156 177ZM210 175H211V173H210ZM231 175V174H230ZM235 175V172H234V174H233V176ZM262 175V174H261ZM260 175V176H261ZM41 176H43L42 174H40V177ZM66 176H67V174H66ZM137 176V175H136ZM202 176V175H201ZM215 176V175H214ZM213 176V177H214ZM232 176V175H231ZM232 176V177H233ZM237 176V175H236ZM245 177H246V175H244ZM22 177V178H21ZM47 177V176H46ZM152 177H153V179H152ZM230 177V176H229ZM228 177V178H229ZM30 178V177H29ZM56 178L54 179V180H56ZM73 178V177H72ZM194 178V177H193ZM225 178V177H224ZM231 178V177H230ZM242 178H243V176H242ZM247 178V177H246ZM1 179V178H0ZM46 179V178H45ZM48 179V178H47ZM65 179V178H64ZM68 179V178H67ZM79 179V178H78ZM142 179V178H141ZM241 179V178H240ZM244 180H245V178H243ZM241 180V182L242 181H244V180ZM156 180V179H155ZM185 180V179H184ZM194 180V179H193ZM218 180H220L219 178H218ZM234 180V179H233ZM236 180V179H235ZM234 180V182L236 183L237 181H235ZM28 181V180H27ZM27 181H25V182H27ZM50 181V180H49ZM52 181V180H51ZM63 181V180H62ZM91 181V180H90ZM104 181V180H103ZM130 181V180H129ZM25 182H24V185H25ZM68 182H69V180H68ZM74 182V181H73ZM97 182V181H96ZM185 182V181H184ZM191 182V181H190ZM222 182V181H221ZM228 182V181H227ZM233 182V183H234ZM252 182V183H253ZM21 183V184H20ZM62 183V182H61ZM60 183V184H61ZM64 183H67L66 181H64L63 182V184ZM104 183V182H103ZM149 183V182H148ZM204 183V182H203ZM249 183V182H248ZM41 184V183H40ZM59 184V183H58ZM74 184V183H73ZM153 184V183H152ZM222 184V183H221ZM228 184V183H227ZM240 184V183H239ZM250 184V183H249ZM27 185V184H26ZM25 185V186H26ZM38 185H39V183H38ZM57 185V184H56ZM62 185V184H61ZM87 185V184H86ZM232 185V184H231ZM238 185V184H237ZM236 184H235V186H237ZM3 186V185H2ZM59 186V185H58ZM57 186V187H58ZM95 186V185H94ZM180 186V185H179ZM226 187L228 186V185H225ZM233 186H234V184H233ZM235 186H234V188H235ZM246 186V182L244 181L243 183H241L240 184V191H239V193L242 191L241 190V188L243 187H245ZM263 186H264V184H263ZM24 187V186H23ZM22 187V188H23ZM150 187V186H149ZM158 187V186H157ZM212 187V186H211ZM231 187V186H230ZM93 188V187H92ZM184 188H185V186H184ZM222 188V187H221ZM221 188H219V189H221ZM224 188V187H223ZM222 188V189H223ZM228 188V187H227ZM231 188H233V187H231ZM236 188H238V187H236ZM235 188V189H236ZM242 188V189H243ZM260 188V187H259ZM263 188V187H262ZM35 189V188H34ZM116 189V188H115ZM137 189V188H136ZM163 189V188H162ZM166 189V188H165ZM205 189V188H204ZM209 189V188H208ZM207 189V190H208ZM234 189V190H235ZM254 188H253V185H249V187L248 188H245L244 190H247V192L246 193H248V192H251L252 190H253ZM26 189H24V191H25ZM52 190V189H51ZM57 190V189H56ZM61 190V189H60ZM93 190H94V188H93ZM119 190H120V188H119ZM146 190V189H145ZM227 190V189H226ZM233 190V189H232ZM231 190V191H232ZM237 190V189H236ZM243 190V191H244ZM254 190H256V189H254ZM21 191V192H20ZM127 191V190H126ZM165 191H167V190H165ZM211 191V190H210ZM215 190H213V192H214ZM231 191H229V192H231ZM257 191V190H256ZM259 191V190H258ZM257 191V192H258ZM261 191V190H260ZM121 192V191H120ZM160 192V191H159ZM158 192V193H159ZM169 192V191H168ZM198 192V191H197ZM205 192V191H204ZM233 193L235 192V191H232ZM232 192H231V196H232ZM237 192V191H236ZM254 192V191H253ZM102 193V192H101ZM124 193V192H123ZM191 193V192H190ZM211 192H209V193H207V194H210ZM255 193L256 192H254V193H250V195L252 194V196H250V198L252 197V198H257V197H259L260 196V198H261V196H262V198L259 200L258 199V201H254V200H252L250 203H252L253 205H251L249 208L247 207V205H248V201H250V200H245L244 201V199L243 198H241V195L238 197L239 199H237L236 201H232V202H235V205H236V207H235V209H244L245 207L248 209V210H246L245 211V213L244 214H240V215H238L237 213H236V211L234 210V212L233 213H231L229 216H228V214H227V221H228V223L231 225V223H233V225L235 226V230H236V234H235V236L231 239L232 241L230 242V243H240L241 244V246L244 244V236H243V233L250 227V226H254L255 227V229L257 230V232H259V236L257 237V239L258 240H260V239H264V192L262 193V194H260V193H258V194H256L255 195ZM41 194V193H40ZM60 193H58V194H55L54 195V197H57V199H61V197L62 196H60L59 195ZM112 194V193H111ZM162 194V193H161ZM171 194V193H170ZM206 194V195H207ZM214 194V193H213ZM212 194V195H213ZM217 194V193H216ZM223 194H225L224 193V191H223ZM227 194V193H226ZM253 194L255 195L254 197H253ZM7 195V194H6ZM48 195V194H47ZM50 195H52V194H50ZM62 195V194H61ZM65 195V194H64ZM123 195V194H122ZM165 195V194H164ZM168 195V194H167ZM192 195H193V193H192ZM211 195V196H212ZM96 196V195H95ZM129 196V195H128ZM127 196V197H128ZM162 196V195H161ZM174 196V195H173ZM248 196V197H249ZM24 197V198H23ZM39 197V196H38ZM206 197H208V195L206 196ZM218 197V196H217ZM216 197V198H217ZM219 197H222V196H219ZM245 197V196H244ZM247 197V196H246ZM49 198V197H48ZM118 198V197H117ZM140 198V197H139ZM199 198H201V197H199ZM209 198V197H208ZM225 198V197H224ZM231 198V197H230ZM51 199V198H50ZM62 199H63V197H62ZM70 197L68 198H64V200H62V202L63 201H66V202H70ZM105 199H106V197H105ZM109 199V198H108ZM115 199V198H114ZM184 199V198H183ZM182 199V200H183ZM192 199V198H191ZM211 199H212V197H211ZM214 199V198H213ZM212 199V200H213ZM222 199V198H221ZM232 199V198H231ZM231 199H229V200H231ZM247 199V198H246ZM73 200V199H72ZM71 200V202L70 203H73L74 201H72ZM100 200V199H99ZM124 200V199H123ZM187 200V199H186ZM193 200V199H192ZM209 200H210V198H209ZM211 200V201H212ZM57 201V200H56ZM181 201V200H180ZM199 201V200H198ZM217 201V200H216ZM223 201H225V199L223 200ZM60 202H61V200H60ZM60 202H59V204H60ZM200 202V201H199ZM219 202V201H218ZM229 202V201H228ZM127 203V202H126ZM134 203V202H133ZM64 204V203H63ZM77 204V203H76ZM93 204V203H92ZM183 204V203H182ZM217 204V203H216ZM220 204H221V202H220ZM224 204V203H223ZM223 204H222V206H223ZM61 205V204H60ZM70 205V204H69ZM123 205V204H122ZM175 205V204H174ZM219 205V204H218ZM55 206V205H54ZM81 206V205H80ZM99 206V205H98ZM126 206V205H125ZM124 206V207H125ZM169 206H170V204H169ZM173 206V205H172ZM184 206V205H183ZM197 206H198V204H197ZM203 206V205H202ZM206 206V205H205ZM186 207H187V205H186ZM210 207V206H209ZM215 207V206H214ZM218 207H221L220 205L218 206ZM230 207V206H229ZM232 207V206H231ZM54 208V207H53ZM82 208V207H81ZM183 208V207H182ZM200 208V207H199ZM202 208V207H201ZM221 208H223V207H221ZM234 208V207H233ZM69 209V208H68ZM79 209V208H78ZM134 209V208H133ZM165 209V208H164ZM216 209V208H215ZM232 209V208H231ZM49 210H50V208H49ZM54 210V209H53ZM74 210H76V209H74ZM81 210V209H80ZM174 210V209H173ZM197 210H198V208H197ZM206 210V209H205ZM221 210V209H220ZM219 210V211H220ZM245 210V209H244ZM58 211V210H57ZM65 211V210H64ZM68 211V210H67ZM171 211V210H170ZM189 211V210H188ZM196 211V210H195ZM203 211V210H202ZM208 211V210H207ZM217 209H216V212H219ZM226 211H228V209L226 210ZM45 212V213H46ZM215 212V211H214ZM76 213V212H75ZM220 213V212H219ZM222 213H223V210H222ZM221 213V214H222ZM227 213V212H226ZM225 213V214H226ZM47 215L49 214L48 212L46 213ZM73 214V213H72ZM89 214V213H88ZM149 214V213H148ZM182 214V213H181ZM196 214H197V216H198V213H196L195 212V216H196ZM248 214H250V216L252 215V214H254V215H256V214H258V216H259V218L260 219H258L257 218V216L254 218V219H252L251 218V220H250V218H247V216H248ZM16 215H18V217L16 216ZM74 215V214H73ZM81 215V214H80ZM185 215H186V213H185ZM49 216V215H48ZM51 216V215H50ZM68 216V215H67ZM71 216V215H70ZM84 216V215H83ZM171 216V215H170ZM187 216V215H186ZM204 216H206V215H204ZM219 216V215H218ZM69 217V216H68ZM92 217V216H91ZM99 217V216H98ZM117 217V216H116ZM152 217V216H151ZM191 217V216H190ZM193 217V216H192ZM200 217V216H199ZM27 218V219H28ZM46 218V217H45ZM64 218V217H63ZM96 218H97V216H96ZM121 218V217H120ZM195 218V217H194ZM213 218V217H212ZM212 218H211V220H212ZM216 218V217H215ZM67 219V218H66ZM74 219V218H73ZM76 219V218H75ZM85 219V218H84ZM179 219V218H178ZM188 219V218H187ZM201 219H202V217H201ZM205 219V218H204ZM203 219V220H204ZM247 219H248V221H247ZM32 220V219H31ZM30 220V221H31ZM61 220V219H60ZM123 220V219H122ZM121 220V221H122ZM151 220H152V218H151ZM190 220V219H189ZM196 220V219H195ZM199 220V219H198ZM203 220H202V222H203ZM208 220V219H207ZM219 220V219H218ZM255 221V223L253 224V221ZM23 221V220H22ZM45 221V220H44ZM57 221V220H56ZM62 221V220H61ZM71 221V220H70ZM94 221V220H93ZM109 221V220H108ZM113 221V220H112ZM132 221V220H131ZM178 221V220H177ZM191 221H192V219H191ZM201 221V220H200ZM216 222H218L217 220H215ZM244 221H247V222H245L244 223ZM28 222V221H27ZM31 222H33V221H31ZM80 222V221H79ZM102 222V221H101ZM117 222V221H116ZM152 222V221H151ZM184 222H186V221H184ZM193 222H195V221H193ZM192 222V223H193ZM199 222V221H198ZM216 222H214V223H216ZM64 223V222H63ZM88 223V222H87ZM125 223V222H124ZM155 223V222H154ZM173 223H176V222H173ZM182 223V222H181ZM189 223H191V222H189ZM206 223H208L207 221H206ZM211 223V222H210ZM209 223V224H210ZM244 223V224H243ZM28 223H26V225H27ZM79 224V223H78ZM81 224V223H80ZM200 224V223H199ZM198 224V225H199ZM202 224V223H201ZM219 224V223H218ZM33 225V224H32ZM45 225V224H44ZM64 225V224H63ZM88 225V224H87ZM177 225V224H176ZM178 225H179V223H178ZM177 225V226H178ZM183 225V224H182ZM187 225V224H186ZM197 225V226H198ZM204 226H205V224H203ZM208 225V224H207ZM36 226V225H35ZM34 226V227H35ZM75 226V225H74ZM112 226V225H111ZM131 226V225H130ZM141 226V225H140ZM149 226V225H148ZM151 226V225H150ZM155 226V225H154ZM188 226V225H187ZM191 226V225H190ZM210 226H212L211 224H210ZM215 226H217V225H215ZM223 226V225H222ZM30 227V226H29ZM54 227V226H53ZM56 227V226H55ZM66 227V226H65ZM76 227V226H75ZM79 227V226H78ZM184 227V226H183ZM191 227H193V226H191ZM190 227V228H191ZM199 227V226H198ZM203 227V226H202ZM208 227V226H207ZM16 228V227H15ZM80 228V227H79ZM88 228V227H87ZM108 228V227H107ZM143 228V227H142ZM176 228V227H175ZM206 228V227H205ZM209 228V227H208ZM220 228V227H219ZM21 229H22V227H21ZM139 229V228H138ZM149 229V228H148ZM160 230H161V228H159ZM178 229V228H177ZM195 229L197 230V228L195 227ZM199 229V228H198ZM201 229V228H200ZM203 229V228H202ZM216 229V228H215ZM215 229H212V230H215ZM111 230V229H110ZM136 230V229H135ZM165 230H167V229H165ZM181 230V229H180ZM179 230V231H180ZM186 230H187V228H186ZM205 230V229H204ZM208 230H210V228L208 229ZM21 231V230H20ZM86 231V230H85ZM102 231V230H101ZM114 231V230H113ZM117 231V230H116ZM122 231V230H121ZM133 231V230H132ZM175 231V230H174ZM191 231H193V229H191ZM206 231H207V229H206ZM211 231V230H210ZM66 232V231H65ZM106 232V231H105ZM146 232V231H145ZM158 232V231H157ZM183 232V231H182ZM185 232V231H184ZM187 232H189V231H187ZM195 232V231H194ZM200 232H202V231H200L199 230V233ZM214 232V231H213ZM234 232V231H233ZM237 232L239 233V235H237ZM17 233V232H16ZM19 233V232H18ZM92 233V232H91ZM144 233V232H143ZM155 233V232H154ZM166 233V232H165ZM175 233V232H174ZM191 233V232H190ZM190 233H188V234H190ZM206 234V232L204 231L203 232V234ZM261 233V234H260ZM12 234H13V232H12ZM15 234V233H14ZM74 234V233H73ZM107 234V233H106ZM186 233H184V235H185ZM201 234V233H200ZM203 234L201 235V236H203ZM211 234V233H210ZM233 234V233H232ZM16 235V234H15ZM70 235V234H69ZM131 235H133V234H131ZM182 235V234H181ZM187 235V234H186ZM192 235V234H191ZM208 235V234H207ZM20 236V235H19ZM54 236H57V233H56V235L54 234ZM60 236H62V235H60ZM64 236V235H63ZM122 236V235H121ZM179 236H180V234H179ZM197 236H198V234H197ZM201 236L199 237V238H201ZM204 236H206V235H204ZM233 236V235H232ZM11 237V236H10ZM17 237V236H16ZM79 237V236H78ZM123 237V236H122ZM150 237V236H149ZM178 237V236H177ZM186 237V236H185ZM188 237H189V235H188ZM24 238V237H23ZM52 238V237H51ZM58 238V237H57ZM61 238V237H60ZM117 238V237H116ZM145 238H147V237H145ZM156 238H157V236H156ZM182 238V236L180 237V239ZM191 238V237H190ZM208 238V237H207ZM47 239H48V237H47ZM75 239V238H74ZM118 239V238H117ZM124 239V238H123ZM133 239V238H132ZM138 239V238H137ZM178 239V238H177ZM206 239V238H205ZM18 240V239H17ZM53 240V239H52ZM55 240V239H54ZM53 240V241H54ZM115 240V239H114ZM122 240V239H121ZM134 240V239H133ZM153 240V239H152ZM161 240V239H160ZM159 240V241H160ZM195 240H196V238H195ZM199 240V239H198ZM101 241V240H100ZM112 241V240H111ZM127 241H129V240H127ZM166 241V240H165ZM168 241V240H167ZM199 241H201V240H199ZM202 241H204V240H202ZM201 241V242H202ZM208 241V240H207ZM24 242H26V241H24ZM113 242V241H112ZM118 242V241H117ZM124 242H125V240H124ZM123 242V243H124ZM134 242V241H133ZM148 242V241H147ZM156 242V241H155ZM170 242V241H169ZM185 242H187V241H184L183 242V244L185 243ZM189 242H190V239H189ZM194 242H197V241H194ZM199 243V244H204V243ZM205 242H206V240H205ZM85 243H86V241H85ZM127 243V242H126ZM166 243V242H165ZM178 243V242H177ZM46 244V243H45ZM112 244V243H111ZM120 244H121V242H120ZM130 244V243H129ZM134 244V243H133ZM135 244H136V242H135ZM143 244V243H142ZM167 244V243H166ZM192 244V243H191ZM61 246L63 245V244H60ZM78 245H81L80 243L78 244ZM119 245V244H118ZM131 245H132V242H131ZM145 245V244H144ZM143 245V246H144ZM168 245V244H167ZM166 245V246H167ZM186 245H188V243H186ZM193 245V244H192ZM59 246V245H58ZM87 246V245H86ZM94 246V245H93ZM120 246H122V244L120 245ZM148 246V245H147ZM151 246V245H150ZM150 246H148V247H150ZM159 246V245H158ZM170 246V245H169ZM173 246V245H172ZM171 246V247H172ZM180 246V245H179ZM189 246V245H188ZM195 246V245H194ZM89 248H90V245L88 246ZM133 247V246H132ZM187 247V246H186ZM190 247V246H189ZM197 247V246H196ZM199 247V246H198ZM197 247V248H198ZM24 248H26V247H24ZM45 248V247H44ZM59 248V247H58ZM81 248V247H80ZM93 248V247H92ZM166 248V247H165ZM188 248V247H187ZM186 248V249H187ZM193 248V247H192ZM43 249V248H42ZM60 249V248H59ZM64 249V248H63ZM138 249V248H137ZM172 249V248H171ZM194 249H196V248H193V251H194ZM6 250V249H5ZM26 250V249H25ZM86 250V249H85ZM141 250H142V248H141ZM192 250V249H191ZM148 251V250H147ZM169 251V250H168ZM192 251V252H193ZM1 252V251H0ZM83 252H84V250H83ZM87 252V251H86ZM113 252V251H112ZM189 252V251H188ZM50 253V252H49ZM140 253V252H139ZM143 253H145V252H143ZM191 253H189V255H190ZM23 255V254H22ZM48 255V254H47ZM80 255V254H79ZM92 255V254H91ZM125 255V254H124ZM140 255V254H139ZM8 256V255H7ZM52 256V255H51ZM65 256V255H64ZM122 256V255H121ZM146 256V254H144V257ZM183 256V255H182ZM86 257V256H85ZM91 257V256H90ZM100 257V256H99ZM102 257V256H101ZM125 257V256H124ZM128 257V256H127ZM130 257V256H129ZM131 257H133V254H132V256ZM141 257H142V255H141ZM59 258V257H58ZM66 258H68V256L66 257ZM98 258V257H97ZM105 258V257H104ZM121 258V257H120ZM23 259H25V257L23 258ZM101 259V258H100ZM123 259V258H122ZM129 259V258H128ZM142 259V258H141ZM189 259V258H188ZM261 257L259 256V253H258V255H257V258L254 260V262H253V264H261ZM38 260V259H37ZM55 260V259H54ZM69 260V259H68ZM79 260V259H78ZM85 260V259H84ZM87 260V259H86ZM94 260H95V256H94ZM105 260V259H104ZM140 260V259H139ZM171 260V259H170ZM184 260V259H183ZM187 260V259H186ZM185 260V261H186ZM24 261V260H23ZM71 261V260H70ZM3 262H4V260H3ZM53 262V261H52ZM82 262V261H81ZM92 262V261H91ZM115 262V261H114ZM26 264H27V262H25ZM40 263H41V261H40ZM83 263V262H82ZM86 263H88V262H86ZM95 263H97V262H95ZM100 263V262H99ZM116 263V262H115ZM122 263V262H121ZM133 263V262H132ZM149 263V262H148ZM147 263V264H148ZM8 264V263H7ZM51 264V263H50ZM84 264V263H83ZM118 264V263H117ZM124 264V263H123ZM161 264H188V261H186V262H183V263H181V262H161Z\"/></svg>", "mask_w": 264, "mask_h": 264}, {"label": "clouds", "instance_id": "obj_3", "mask_svg": "<svg viewBox=\"0 0 264 264\" xmlns=\"http://www.w3.org/2000/svg\"><path fill=\"white\" fill-rule=\"evenodd\" d=\"M233 231L235 229L226 220L207 242L190 254L188 264H253L258 253L262 258L261 264H264V239H257L259 233L255 227L250 226L243 233V246L240 243L229 244Z\"/></svg>", "mask_w": 264, "mask_h": 264}]
</instances>
